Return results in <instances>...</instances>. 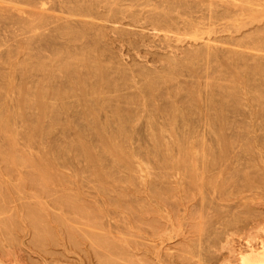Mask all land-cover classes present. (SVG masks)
I'll use <instances>...</instances> for the list:
<instances>
[{"label":"bare ground","instance_id":"1","mask_svg":"<svg viewBox=\"0 0 264 264\" xmlns=\"http://www.w3.org/2000/svg\"><path fill=\"white\" fill-rule=\"evenodd\" d=\"M28 1V0H27ZM45 0H32V1H30L31 2V6H32V10H31V18L30 19H28V20H26L25 19V17L23 18V19H16L17 21L19 20L20 22H24V23H22V24H24L25 25V23L27 24V27H28V29L24 26H22L21 25V23L20 22H18L20 25H21V27H23L24 29H25V31H28V32H35L36 30V28L38 29V28H42V30H43V28L45 29V28H47V29H49V31L48 30H46L47 31V33H44L43 35L41 34V33H43V32H41L40 30L41 29H39V35H41V39H39L38 38V36H37V38H38V40L41 42L42 41V39H43V43H41L42 45V48L41 47H39L40 49H42L43 50V46H44V52L43 51H41L40 50V52H39V56H38V59L39 60H41L40 62L42 63H40L38 66H37V68L39 67V69L40 68H49V65L52 67V68H50V69H45L46 71H44V72H42L43 74H42V76L40 77V75H39V77H40V79H42V83L43 82H45V84L44 85H42L41 83H39V84H41V86H40V88H38V89H36L35 87H37L36 85H35V83H37V82H35L34 83V85H33V89H32V86L29 84H26V85H28V88H30V86H31V91H28V92H25V95H26V97H25V99H24V97H23V99H24V102L25 101H29V104H30V106L32 107H34L35 109V111L37 110L38 111V115H37V118H35V116H33L32 118H34L36 121H40V119L42 118V119H44V120H46V121H48V122H46V123H44V124H46V126L44 127V128H46L45 130H47V131H45V134L46 135H48L49 133H50V130H55V131H57L56 130V128H55V124L56 123H58L59 124V120H60V116H61V118H62V116H65L66 114L68 115V114H70V113H75V114H72V116L73 115H75V116H73L75 119H72L70 122H72V123H75L77 126H75V127H78L77 129H78V131L80 132V131H82V130H85L84 132H82L83 134H86L87 132H86V130H97L98 131V135H97V133H96V135H97V139H96V136H94V135H92V136H94L95 137V139L97 140V143H101L102 145V147H100V148H102L100 151H102V150H105L106 152H107V150L108 149H111V150H113V152L114 153H116V154H120V158H123V160H126V161H128L127 159H128V157H127V153L128 152H122V153H120L121 152V148H120V146L123 144V143H126L127 141L129 142V140L130 139H132L133 138V136H135V135H133V133L135 134V133H140V131H142V133H143V129L145 130V128L146 129H151L152 131H154L155 132V134H157L158 135V137L155 139L158 143H159V145L161 144V143H163V145H165L164 143L165 142H163L162 140L164 139V137H166V136H164V134H163V132H170V134H176V133H180L181 134V132L182 133H187V131H189V132H191L192 130H193V132H195L194 131V129L193 128H199V127H203L204 128V126L205 125H207V126H205L206 127V129H207V127H208V129L210 128L211 130H209L208 132L210 133V132H212V133H216L215 135V141H214V143H213V147H215L216 145V147H215V150H216V152L214 151H212V149H214V148H212V147H208L207 146V144H205V147L207 146L208 148H205L207 151H203V152H207V153H205V154H211V155H209L208 156V158L211 156V157H213V158H218V160L220 159L221 161L224 159V158H227L228 156H231L232 157V155H230V154H232V153H230L231 152V150H233L234 148H231V150L228 148V147H230V146H228L227 148H226V143L228 142V138H227V136L224 134V131L225 130H227L226 128H229V127H231V126H229V125H236V126H238V124H239V121L238 120H236L238 117V115H244L246 118H248V119H250V122L249 123H247V121H246V123L247 124H249V125H247V126H250V124L252 125L251 127H254V128H256L257 130L260 128V129H262L263 131H264V0H49V2H47V1H45ZM24 3L23 4H27L28 6L30 5L29 3H27L25 0L23 1ZM19 3H21V2H19ZM48 4V5H47ZM18 5V4H17ZM17 5H14V6H17ZM22 5V4H21ZM202 5H204L205 7L203 8L202 7ZM0 6H2V5H0ZM13 5H11V7H12ZM10 7V8H11ZM24 7H26V6H24ZM30 7V6H29ZM21 8V7H20ZM29 10V9H28ZM201 10V13L199 12ZM17 11H19V12H22L23 10L21 9H19V8H17ZM26 11V10H25ZM30 12V11H29ZM196 12L197 13H200L199 15H197L196 14ZM25 13V12H24ZM194 13L196 14V15H194ZM10 15L12 14V13H9ZM14 15H15V13H13ZM28 14V13H27ZM30 14V13H29ZM8 14H0V23L2 24V26L4 25V29H5V32L7 33V36H8V32L10 33V31H8V27L6 26L7 25V21L8 22H10L11 21V19H9L8 17ZM8 18V20L6 21V19ZM14 18V17H13ZM13 18H12V20H13ZM16 18V17H15ZM19 18H20V16H19ZM27 18V17H26ZM17 21H15V22H17ZM238 22V24H236V23H233V22ZM14 22V21H13ZM255 22H261V26L262 27H259V26H257V25H255ZM12 23V22H11ZM10 23V24H11ZM17 23V24H18ZM230 23V24H229ZM6 24V25H5ZM9 24V23H8ZM234 24H236V25H234ZM250 24H251V26L253 25V27H251V28H249L246 32H244V34H242L241 33V36H237V37H234L233 35L235 34V31L236 30H238V32H236V33H240L239 31H241V29L242 28H244V27H248V26H250ZM12 25V24H11ZM232 25V26H231ZM233 25H234V27H233ZM1 26V27H2ZM15 27L17 26V25H14ZM257 26V27H256ZM233 27V28H232ZM17 28H19L20 29V26L18 25V27ZM1 30H2V28H0ZM10 29H12V28H10ZM14 29V28H13ZM16 29V28H15ZM18 29V30H19ZM23 29V30H24ZM247 29V28H246ZM22 30V29H21ZM21 30H19L20 31V34L21 33H23V32H21ZM33 30H35V31H33ZM235 30V31H234ZM14 31V30H13ZM228 31H229V33H228ZM233 31H234V34H233ZM2 32V31H1ZM0 32V33H1ZM220 32H222V33H224V34H222V35H217V33H220ZM228 33V34H225V33ZM11 33H13L14 34V37L15 36H17L18 37V35L19 34H16L17 32H11ZM32 33V34H33ZM37 33V32H36ZM16 34V35H15ZM31 33H29L28 35L26 34L25 36H28V37H30L29 35H30ZM31 34V35H32ZM38 34V33H37ZM213 34H216L215 36L213 35ZM221 34V33H220ZM1 35H3V33H1ZM9 35H11V34H9ZM33 36H35V34H33ZM43 36V37H42ZM3 37H4V35H3ZM10 37V36H9ZM17 37L14 39V40H16L17 39ZM20 37V36H19ZM40 37V36H39ZM0 38H2V37H0ZM6 38V37H5ZM12 38V37H11ZM22 38H24V37H22ZM35 37H31L29 40H28V42H26V41H24V42H26L27 44L28 43H30V41L34 44V42H35V40H33ZM25 39V38H24ZM26 39H28L27 37H26ZM5 40H7V39H5ZM38 40L36 41V42H38ZM3 41H4V39H3ZM2 40H1V42H0V44H2V42H3ZM10 42V41H9ZM8 42V43H9ZM14 42H16V41H14ZM7 43V44H8ZM183 43V44H182ZM13 44V43H12ZM15 44V43H14ZM38 44H40V43H37L36 45H37V48H38V46H40V45H38ZM4 42H3V44L1 45L3 48H4ZM30 45H32V44H30ZM5 46H7L8 47V45H6V41H5ZM9 46H11V45H9ZM15 46V45H14ZM17 44H16V47L15 48H17ZM35 46V45H34ZM33 46V47H34ZM231 46H236V47H231ZM12 47H13V45H12ZM28 47H29V45H28ZM27 47V49H26V51L29 53L30 52V50H29V48ZM32 47V48H33ZM3 48H1L2 49V51L3 50H7V49H3ZM6 48V47H5ZM14 48V47H13ZM36 48V47H35ZM24 48H23V46H22V50H23ZM31 49V48H30ZM11 50H12V54H13V56L15 55L14 53H13V49L11 48ZM16 50V49H15ZM18 50V49H17ZM32 50V49H31ZM36 50H38V49H36ZM8 51V50H7ZM34 51V50H33ZM32 51V52H33ZM39 51V50H38ZM38 51H34V52H38ZM4 52V51H3ZM9 52H11V51H9ZM18 52V51H17ZM22 52V51H21ZM23 52H24V50H23ZM27 52H25V54H27ZM32 52H30V54L32 53ZM48 52V53H47ZM7 52H5V54H6ZM15 53H16V51H15ZM43 53H45V54H43ZM5 54H3V56L0 54V56L1 57H3V59L0 57V59H2V60H4L5 59ZM7 55V54H6ZM124 55H127V57L126 58H124L125 56ZM8 56V55H7ZM12 55H11V59H14V58H12L13 57ZM17 56V55H16ZM124 56V57H123ZM27 57V56H26ZM26 57H24V59L26 58ZM30 57V56H29ZM32 58H33V56H31ZM34 57H37V56H34ZM131 58V60L129 61V60H126V59H130ZM8 58V57H7ZM5 59L6 60V62H7V60L8 59ZM28 58V57H27ZM123 58L126 60V61H124L123 60ZM139 58V59H138ZM10 59V60H11ZM20 60H22L21 58H19ZM18 59V60H19ZM23 59V60H24ZM4 60V61H5ZM9 60V61H10ZM17 60V61H18ZM55 60H57L56 62H59L58 64H56L55 63ZM252 60V61H251ZM8 61V62H9ZM16 61V64L18 63V65H20L19 64V62H17ZM34 61H36V58L33 60V62L32 61H28V62H31V63H29V64H32L33 65V63H34ZM1 62V61H0ZM22 62V61H21ZM24 62V61H23ZM23 62H22V64H23ZM27 62V61H26ZM25 62V63H26ZM37 62V61H36ZM39 62V61H38ZM37 62V63H38ZM56 64V65H54V63ZM251 62V63H250ZM53 63V64H52ZM92 63V65H90ZM94 63V64H93ZM2 64H4V63H2ZM52 64V65H51ZM116 64V65H115ZM26 65H27V63H26ZM25 65V66H26ZM32 65H30L31 67L30 68H32ZM36 64L34 63V65L33 66H35ZM12 66V65H11ZM23 66V65H22ZM4 67H5V65H4ZM6 67H7V65H6ZM18 67V66H17ZM28 67V66H27ZM1 68H3L2 66L0 67V70H1ZM14 68V67H13ZM12 68V69H13ZM16 68V67H15ZM20 68V67H19ZM22 68V67H21ZM26 68V67H25ZM28 69H29V67H28ZM28 69H27V73L29 74V72H28ZM33 69H35V67L33 68ZM20 71V69H17L16 71L17 72H19ZM23 70V68L21 69V71ZM30 70H32V69H30ZM40 70H43V69H40ZM38 71V70H37ZM36 71V72H37ZM59 71V73H57ZM215 71H219V74H222V77H223V79H225L226 78V80H228V84H226V85H224V86H222V89L223 90H218V91H214V90H216V89H214V88H216L215 86H214V88H213V91H212V84H211V82H205V84H203L202 86V89L200 88V86H198V84L196 85V84H194L193 85V83H195L196 81H197V79H195V78H197V77H199V76H211V74L212 73H214ZM2 71H0V147H2V146H4V149H5V151L3 152L2 151V149L0 150V152H1V154H2V156H1V154H0V158H4V160H5V163H10V160H11V158H10V123L12 122V121H14L15 120V117H14V115H13V117H14V120H10V118H12V117H10V98H9V93L10 92H12L13 91V89L16 87H12L13 89H10V76H9V74L7 73V71H6V73H1ZM13 72V71H12ZM17 72H15L14 71V73L15 74H17ZM33 72V71H32ZM32 72L30 73L32 76H33V74H34V76H36L35 75V71H34V73L32 74ZM222 72V73H221ZM37 73V74H38ZM19 75V74H18ZM17 75V76H18ZM22 75V73L20 74V76ZM27 75V74H26ZM26 75H25V77H26ZM215 78L217 79L218 77V75L216 76V72H215ZM22 77H24V76H22ZM27 77H29V79L27 78L26 80H24V82L25 81H27V80H29V81H31V79H33V78H31L30 79V75L29 76H27ZM212 77H213V75H212ZM211 77V79H213ZM21 78V77H20ZM35 78V77H34ZM188 78H193V79H195V82H189L188 84H190V86L187 88L186 87V85L183 87V84L184 83H187V81H188ZM203 78V77H202ZM22 79V78H21ZM25 79V78H24ZM37 79H39V78H36V80ZM205 79V78H204ZM209 79V78H208ZM23 80V79H22ZM34 80V79H33ZM206 80H207V78H206ZM205 80V81H206ZM210 80V79H209ZM190 81H191V79H190ZM212 81V80H211ZM219 81V80H218ZM218 81H216L217 83H218ZM213 82H215L214 80H213ZM224 82V81H223ZM222 82V80H220V82L219 83H223ZM14 83H15V81H14ZM16 83H17V80H16ZM21 83V82H20ZM33 83V82H32ZM225 83V82H224ZM19 84V83H18ZM17 85V84H16ZM20 85V84H19ZM19 85H17L18 87H19ZM38 85V84H37ZM17 88V87H16ZM191 88H195V89H193V90H191ZM19 89H20V87H19ZM19 89L17 88L16 90H18L19 91ZM27 89V88H26ZM204 89V91L206 92L205 93V96L202 94V90ZM3 90V91H2ZM211 90V91H210ZM10 91V92H9ZM26 91V90H25ZM203 91V92H204ZM17 92V91H16ZM16 92H14V93H16ZM13 93V92H12ZM11 93V94H12ZM21 93V92H20ZM112 93L114 94L112 97H110V95H112ZM19 94V93H18ZM17 94V95H18ZM108 94V95H107ZM218 96V97H217ZM17 97V96H16ZM50 99V100H49ZM72 101H71V100ZM49 100V101H48ZM245 100V101H244ZM244 101V102H243ZM23 102V103H24ZM202 102V103H201ZM17 103V102H16ZM114 103V104H113ZM26 104V103H25ZM24 104V105H25ZM77 105H79V107H80V105H82L83 107H82V109H78V107H77ZM245 105V106H244ZM29 106V107H30ZM247 106V107H246ZM19 107V106H18ZM31 107L29 108V109H31ZM77 108V110H76V108ZM25 108V107H24ZM27 108L28 107H26L24 110H27ZM207 108V109H206ZM35 111L33 112L32 111V115H34L35 114ZM36 111V112H37ZM11 112H17L18 113V111H11ZM20 112V111H19ZM26 112V111H25ZM21 113V112H20ZM19 113V114H20ZM34 113V114H33ZM228 113H230V115L229 116H227L226 117V115H228ZM234 113V116L232 115ZM12 114H16V113H12ZM25 114H27V113H25ZM62 114H64V115H62ZM17 115V114H16ZM19 115H17V117H18ZM58 118H57V117ZM71 116V115H70ZM69 115H68V119H69V117H70ZM204 116V117H203ZM142 117H143V119L145 120V121H142L143 119H142ZM208 117V118H207ZM237 117V118H236ZM25 118L26 119H28L27 118V116L25 115ZM77 118V119H76ZM79 118H82L83 120H85L83 123L82 122H80V123H82V124H80L79 122H77L78 121V119ZM102 118H103V120H102ZM229 119V121H228V119ZM231 118H236V119H232L231 120ZM243 118L244 117H242V120H243ZM34 119H32L33 121H34ZM59 119V120H58ZM63 120H64V122H66L65 121V119H64V117L62 118ZM140 119H142L141 121H140ZM227 119V120H226ZM21 120V119H20ZM31 120V121H32ZM58 120V121H57ZM70 120V119H69ZM79 120H81V119H79ZM239 120H241V119H239ZM11 121V122H10ZM35 121V122H36ZM56 121V122H55ZM82 121V120H81ZM238 121V123H236ZM16 122V121H15ZM24 122H25V120H24ZM35 122L34 123H32V127L34 126H36L35 125ZM42 122V121H41ZM55 124H54V123ZM63 122V123H64ZM241 122L242 123H244V121H240V124H239V127H240V125H241ZM27 123V122H26ZM62 123V124H63ZM34 124V125H33ZM36 124H37V122H36ZM12 126H13V123L11 124ZM42 125V124H41ZM80 125V126H79ZM243 125V124H242ZM11 126V127H12ZM28 126V125H27ZM60 126H62L61 125V123H60ZM236 126H234L235 128H236ZM245 126V125H244ZM246 126V127H247ZM29 127V126H28ZM67 127V126H66ZM66 127H64V128H66ZM233 127V128H234ZM43 128V127H42ZM43 128V129H44ZM55 128V129H54ZM57 128L59 129V128H61V133H59V134H62V128L63 127H58L57 126ZM63 128V130H65ZM68 128V127H67ZM232 128V127H231ZM232 128V129H233ZM245 128V127H244ZM249 128V127H248ZM42 129V130H43ZM179 129H183V131H181V130H179ZM200 129H202V128H200ZM206 129H204L205 130V132H206ZM207 129V130H208ZM13 130V129H12ZM28 130V129H27ZM195 130H197V129H195ZM203 130V129H202ZM202 130H200V131H202ZM204 130H203V133L204 134H206L205 132H204ZM235 130V129H234ZM240 130V129H239ZM250 130V129H249ZM249 130H245V132L247 133V131H248V134L250 133V131ZM256 130V131H257ZM16 131H18V129L17 130H15V132ZM21 131H23V133L24 134H26L25 132H24V130H21ZM55 131L54 132H51V133H55ZM66 131V130H65ZM64 131V132H65ZM67 131H69V130H67ZM96 131V132H97ZM149 132H150V130H148ZM181 131V132H180ZM220 131V133H218ZM222 131V132H221ZM229 131V130H228ZM254 131V130H253ZM261 131V130H260ZM263 131H261V133L263 134L264 132ZM47 132V133H46ZM58 132V131H57ZM107 132H109L108 134H110L109 136L107 135ZM154 132H153V134H154ZM161 132H162V134H161ZM232 132V131H231ZM244 132V131H243ZM258 132V131H257ZM18 133L20 134L21 132H19L18 131ZM23 133L21 134L22 135V137H23ZM43 133V134H42ZM82 133H80L81 135V138H83L82 137ZM91 134H95V132L93 131V132H90ZM152 133V132H151ZM212 133H210V134H212ZM227 134L228 133H230V132H226ZM235 133V132H234ZM241 133H242V131H241ZM252 133V132H251ZM260 133V132H259ZM13 134V133H12ZM19 134L17 135V137H19L20 138V136H19ZM41 134L44 136V131L43 132H41ZM64 134V133H63ZM66 134V133H65ZM67 134H68V132H67ZM71 134V133H70ZM91 134H89V136H87V138H89V139H87L88 141L87 142H92V141H90V139L91 140H93V138H91ZM141 134V133H140ZM139 134V135H140ZM144 134V133H143ZM145 134H147V133H145ZM145 134H144V137H145ZM169 134V135H170ZM191 133H189V135H190ZM239 134V133H238ZM244 134V138L245 137H247L246 135H245V133H243ZM247 134V135H248ZM35 135V134H34ZM37 135L39 136V134L37 133ZM72 135V134H71ZM150 135L151 134H149V137H150ZM165 135H166V133H165ZM177 135V134H176ZM184 135V134H183ZM198 135V134H197ZM209 135V134H208ZM256 135V134H255ZM254 135V136H255ZM27 136H28V133L25 135V137L27 138ZM42 136V137H43ZM61 136V135H60ZM68 136H70L69 134H68ZM73 136V135H72ZM85 137L84 138H86V135H84ZM136 136H137V134H136ZM156 136V135H155ZM179 136V138H182V137H180V135H178ZM196 136V135H195ZM199 136H203V135H199ZM205 136V135H204ZM230 136V135H229ZM231 136H233V135H231ZM259 136H261V135H259ZM36 137V136H35ZM52 137V136H51ZM50 137V138H51ZM62 137H64V135L62 136ZM66 137V136H65ZM138 137V136H137ZM142 137H143V135H142ZM147 137H148V135H147ZM167 137H168V135H167ZM248 137H249V135H248ZM256 137V136H255ZM18 138V139H19ZM46 138V137H45ZM61 138V137H60ZM74 140H75V138L74 137H72ZM81 138H78V141L77 140H75V143L76 142H78V144H80V142H81ZM153 138H155V137H153L152 136V138L151 139H153ZM169 138H171V137H169ZM179 138H177V139H179ZM184 138V137H183ZM198 138H200V137H197L196 139L197 140H199ZM206 138V137H205ZM211 139H213L214 138V136L213 137H210ZM235 138V137H234ZM240 139H242L241 137H239ZM243 138V139H244ZM250 138V137H249ZM248 138V139H249ZM252 138V137H251ZM257 138V137H256ZM261 138H263V135H262V137ZM18 139L16 138V141H18ZM24 139V138H23ZM28 139V138H27ZM26 139V140H27ZM36 139V138H35ZM43 139H44V137H43ZM94 139V140H95ZM141 139H143V138H140V137H138V140H140L141 141ZM150 139V138H149ZM151 139L150 140H147V141H151ZM195 139V138H194ZM194 139H191V138H189L188 139V143L190 144V148H192L193 149V145H194V143H196V141L194 140ZM210 139V140H211ZM231 139H232V137H231ZM239 139V140H240ZM259 139V138H258ZM257 139V140H258ZM25 140V141H26ZM46 140V139H45ZM49 140V139H48ZM86 140V139H85ZM95 140V141H96ZM146 140V139H145ZM154 140V144H155V146H157V148H158V143H155L156 141ZM166 139H164V141H165ZM168 140V139H167ZM172 141H173V144H174V141L175 140H173V139H171ZM179 140H181V139H179ZM201 141H203V139L201 138L200 139ZM208 140V139H207ZM227 140V141H226ZM235 140V139H234ZM247 140V139H246ZM30 141V140H29ZM29 141H27V142H29ZM50 141V143H51V141H53V140H49ZM68 141V140H67ZM70 141V140H69ZM73 141V140H72ZM133 141V143L135 142L134 140H132ZM136 141H137V138H136ZM144 141V140H143ZM153 141V140H152ZM184 141V140H183ZM183 141H182V144H183ZM209 141V140H208ZM245 141V139L242 141L243 143H245L244 142ZM248 141V140H247ZM246 141V142H247ZM251 141V140H250ZM261 141V140H260ZM264 141V140H263ZM37 142V141H36ZM41 142H43L44 143V141H41ZM47 142V141H46ZM53 142H56L55 140L53 141ZM52 142V143H53ZM58 142V141H57ZM74 142V141H73ZM73 142H71V143H73ZM130 142H131V140H130ZM168 141H166V143H167ZM181 142V141H180ZM179 142V143H180ZM198 142V141H197ZM206 143V141H205V139H204V141H203V143ZM213 142V141H212ZM212 142L210 143V144H212ZM235 142H236V140H235ZM234 142V143H235ZM262 142V141H261ZM260 142V143H261ZM18 143H20V142H18ZM70 142L68 143V145H70L71 144ZM96 143V142H95ZM95 143L93 144V142H92V145H95ZM122 143V144H121ZM147 143V142H146ZM149 143H151V142H149ZM200 143V142H199ZM202 143V142H201ZM201 143H200V146L199 147H202V146H204V145H202L201 146ZM208 143V142H207ZM233 143V144H234ZM239 143H241V142H239ZM242 143V144H243ZM249 143V142H248ZM264 143V142H263ZM24 144H26V143H23V147H25L26 148V145L24 146ZM28 144V143H27ZM55 144L56 143H53V146H54V150H57V149H59L60 150V148H57L56 149V147H57V145L59 144H56V146H55ZM61 144V143H60ZM66 144V143H65ZM78 144H75V147H76V145H78ZM83 144H88V143H86L85 141H84V143ZM91 144V143H90ZM136 143H134V145H135ZM142 144V143H141ZM140 144V145H141ZM144 144H145V142H144ZM144 144H142V146H140L142 149H143V145ZM169 144L171 145V142H169ZM189 144H187V145H189ZM193 144V145H192ZM214 144H215V146H214ZM237 144V143H236ZM246 144V143H245ZM61 145H63V144H61ZM61 145H59V146H61ZM74 145V144H73ZM81 145V144H80ZM80 145L77 147V149H80L81 147H80ZM125 145V144H124ZM123 145V146H124ZM126 145H127V147H129L128 145H130V144H127L126 143ZM126 145L124 146V147H126ZM137 145V144H136ZM135 145V146H136ZM139 145V144H138ZM150 145V144H149ZM163 145H161V147L163 146ZM181 145V144H180ZM179 145V146H180ZM187 145H185V149H187ZM209 145V144H208ZM248 144H246V146H247ZM19 146V145H18ZM51 147H53L52 145H50ZM71 146H72V144H71ZM98 146H100V145H98ZM133 146V145H132ZM147 146V145H146ZM146 146H145V148H146ZM169 146V145H168ZM167 146V147H168ZM196 146H197V144H196ZM210 146V145H209ZM242 146V145H241ZM245 146V145H244ZM249 146V145H248ZM20 147H21V150L22 149H24V148H22V145L20 144ZM51 147L49 148V149H51ZM69 147V146H68ZM80 147V148H79ZM95 147H97V146H95ZM94 147V148H95ZM127 147H126V149H127ZM134 147V146H133ZM132 147V148H133ZM136 147H138V146H136ZM148 148H149V146H147ZM152 147V146H151ZM150 147V150H152V148ZM154 147V146H153ZM161 147H159V150L161 151V149L163 148H161ZM181 147V146H180ZM232 147V146H231ZM233 147H234V145H233ZM250 147V146H249ZM248 147V148H249ZM34 148V147H33ZM92 148H93V146H92ZM92 148H88L87 146L85 147V150H83L82 148H81V150H83V151H85L84 153L82 152V154L84 155L85 154V156H86V158H87V160H89V161H91V163L92 162H94V161H96L97 159L99 160V157L98 158H96V153L98 152V150H96V148H95V151H97L96 153H95V155H94V153L92 152ZM139 148V147H138ZM141 148H140V150H141ZM144 148V149H145ZM148 148H146V149H148ZM156 148V149H157ZM166 148V147H165ZM169 148L171 149V148H173V147H171V146H169ZM169 148H167V149H169ZM223 148V149H222ZM235 148H237V146L235 147ZM243 148H246V147H243ZM242 148V149H243ZM28 149V148H27ZM27 149L25 150V152L27 151ZM73 149H75V148H73ZM107 149V150H106ZM131 149V148H130ZM130 149H127L129 152H130ZM134 149V148H133ZM153 149H155V147L153 148ZM164 149V148H163ZM162 149V150H163ZM166 149V150H167ZM169 149V150H170ZM196 149H198L197 147H196ZM202 149H204L203 147H202ZM238 149V148H237ZM251 149H252V147H251ZM32 148H31V152H32ZM51 150H53V149H51ZM63 150V149H62ZM65 151L67 150V148L66 149H64ZM139 150V149H138ZM138 150H137V153L138 154H142V152H140V150H139V152H138ZM158 150V151H159ZM219 150V151H218ZM246 149H244V151H245ZM248 150V149H247ZM246 150V151H247ZM254 150V149H253ZM256 150V149H255ZM16 151V150H15ZM17 151H18V147H17ZM23 151V150H22ZM44 151H45V149L43 150V153H44ZM68 151V150H67ZM66 151V152H67ZM71 151H73V150H71ZM94 151V150H93ZM100 151L98 152L99 153V155H101V156H103L104 157V155H105V152H104V155L103 154H100ZM134 151H135V156H138L139 157V155L136 153V149H134ZM147 151V153L149 152L148 150H146ZM156 151V150H155ZM155 151H154V153H155ZM164 151H165V149H164ZM164 151H163V153L162 154H164ZM174 151H175V149H174ZM182 153H181V156L179 157V158H177V161L179 160V161H182V162H184V163H186L185 162V160H186V155L188 154L187 153V151L185 150V152H184V146L181 148V150H180ZM219 153H218V152ZM237 151V150H236ZM239 151V150H238ZM245 151V153H249V152H246ZM249 151H250V148H249ZM259 151V150H258ZM262 151V150H261ZM260 151V152H261ZM21 152V151H20ZM28 153H26V154H30L29 153V149H28V151H27ZM39 152H40V150H39ZM50 152V151H49ZM54 152V151H53ZM52 152V154H54ZM59 152V151H58ZM63 152V151H62ZM65 152V153H66ZM75 152H78V150H76V151H74V153ZM81 152H78L77 154H80ZM112 152V151H111ZM144 153H145V151H143ZM151 152V151H150ZM152 152H153V150H152ZM151 152V153H152ZM169 151L167 150V153H168ZM176 152H177V150H176ZM201 152V151H200ZM202 152V153H203ZM232 152H234V151H232ZM240 152H242L243 153V151L241 150ZM251 152V151H250ZM255 152V151H254ZM3 153H5L4 155H3ZM60 153H61V151H60ZM59 153V154H60ZM101 153H103V152H101ZM143 153V154H144ZM147 153H145V154H147ZM157 153V152H156ZM155 153V154H156ZM167 153H165L164 155H168ZM170 154H171V150H170V152H169ZM199 152H197L196 154H198ZM202 153H200L199 155L200 156H198V157H201L202 155ZM235 153V152H234ZM251 153H253V152H251ZM15 154H17L16 156L14 155V157L15 158H12V161H13V163L14 164H16L17 162H19V161H22V159H23V157H22V159L21 160H19V161H17V159H19L21 156L19 155L18 156V154L19 153H15ZM22 154V153H21ZM25 154V153H24ZM26 154H25V156H26ZM76 154V155H77ZM107 154V153H106ZM109 154V153H108ZM133 154V153H132ZM159 154V153H158ZM162 154H159V155H162ZM191 155L193 154L192 152L190 153ZM194 154H195V151H194ZM195 154V155H196ZM204 154V153H203ZM237 154H239V153H236V156H238L239 157V155L241 154H239V155H237ZM244 154V153H243ZM257 154V152H255V155ZM260 154V153H259ZM261 154H263L262 152H261ZM31 155V154H30ZM29 155V156H30ZM42 155V157H43V154H41ZM45 155V154H44ZM51 155V154H50ZM63 155V154H62ZM74 155V157H75V154H73ZM115 155V154H114ZM149 155H151V154H149ZM154 155V154H153ZM157 155V154H156ZM235 154H233V156H234ZM244 155H247V154H244ZM243 155V156H244ZM253 155H254V153H253ZM4 156V157H3ZM35 156H37V155H35ZM55 156V155H54ZM54 156H52V157H54ZM58 155H56L55 156V159L54 160H52L53 162L54 161H57L58 160V158H57V160H56V157H57ZM68 156V155H67ZM78 156V155H77ZM81 157H83L82 155H80ZM84 156V157H85ZM100 156V157H101ZM106 156V155H105ZM112 156V155H111ZM117 156V155H116ZM128 156H130L129 154H128ZM134 156V157H135ZM145 156V155H144ZM143 155H142V157H144ZM147 156V155H146ZM145 156V157H146ZM174 156H176V154L174 155ZM204 156V155H203ZM202 156V157H203ZM207 156V155H206ZM235 156V157H236ZM241 156V155H240ZM260 156V155H259ZM17 157V158H16ZM31 157V156H30ZM33 157V158H32ZM31 158L34 160V159H36V161H37V157H35L34 158V156H32ZM45 157H48V155L46 154V156H44V158ZM69 157V156H68ZM68 157H66V158H68ZM74 157H73V159H74ZM83 157V158H84ZM107 157H108V155H107ZM106 157V159H107V161L108 160H112V159H108ZM109 157H110V155H109ZM113 157V156H112ZM131 157H133V156H131ZM148 157V156H147ZM152 158H155V155H154V157L153 156H151ZM151 157H148V159L149 158H151ZM162 157V156H161ZM163 157H165V156H163ZM168 157H169V155L168 156H166V158L168 159ZM171 157V156H170ZM173 157V156H172ZM177 157V156H176ZM193 157V156H192ZM238 157H236V158H238ZM247 157V156H246ZM245 156H244V159H243V157L241 158V157H239V160L240 159H243V160H245V158H246ZM253 157H255V156H253ZM262 157V156H261ZM25 159H28L29 157H24ZM44 158H43V160H42V162L43 161H45L44 160ZM60 158H62L61 156H60ZM64 158H65V156H64ZM65 158V159H66ZM71 158V157H70ZM76 158H78V157H76ZM80 158V157H79ZM130 158V157H129ZM136 158V157H135ZM140 158V157H139ZM158 158V157H157ZM189 158H190V155H189ZM195 158V157H194ZM193 158V159H194ZM204 158H205V156H204ZM207 158V157H206ZM212 158V159H213ZM232 158H234V157H232ZM252 157H250V159H251ZM258 158V157H257ZM264 158V157H263ZM31 159V160H32ZM39 159H41L40 157H39ZM50 159V158H49ZM52 159V158H51ZM85 159V158H84ZM84 159H83V161H84ZM102 159H103V162L105 163L104 165H106L107 163V161L106 160H104V158H102L101 157V159L98 161V163H100V161H102ZM142 159V158H141ZM140 159V160H141ZM192 159V160H193ZM203 159V158H202ZM211 159V160H212ZM261 159V158H260ZM16 160V161H15ZM28 160H30V158L28 159ZM81 160H82V158H81ZM86 160V159H85ZM114 160H116L115 158H114ZM155 160V159H154ZM158 160V159H157ZM156 160V162H158V161H160V159L157 161ZM164 160V159H163ZM162 159H161V161H163ZM174 160V159H173ZM196 160V159H195ZM213 160H216V159H213ZM218 160H216V162H219L220 163V160L218 161ZM227 160V159H226ZM229 160H232L233 161V159H230V157H229ZM243 160H240L241 161V163H243L242 161ZM246 160H247V158H246ZM245 160V161H246ZM259 160V159H258ZM264 161V159H261L260 161H256L255 163H257V162H261V161ZM36 161H33L34 162V164H35V162ZM49 161V160H48ZM72 161V160H71ZM77 161V159H75V162ZM113 161V160H112ZM135 161V160H134ZM142 161V160H141ZM150 161H152V159L150 160ZM160 161V162H161ZM165 161V160H164ZM164 161H163V163H164ZM170 161V158H169V160H168V163H170L169 162ZM198 161V160H197ZM199 161H201L200 160V158H199ZM203 161H205V160H203ZM207 161H208V163L206 164V166L207 165H209L210 164V166L211 165H213L214 163H212L213 161H210V160H208L207 159ZM209 161L211 162V163H209ZM228 161V160H227ZM237 161V160H236ZM247 161H249V159L247 160ZM22 162H24V164H26V161H22ZM33 162L31 163V162H27L28 163V167H30L32 164H33ZM41 162V163H42ZM46 162V161H45ZM44 162V163H45ZM59 162H60V160H59ZM58 162V163H59ZM63 162H65L66 163V160H64ZM62 162V163H63ZM67 162H69V160L67 159ZM74 162V161H73ZM80 162H82V161H80ZM115 162H117V160L115 161ZM113 163L114 165L116 164V163ZM202 162V161H201ZM201 162H199L200 164H201ZM206 162V161H205ZM215 162V161H214ZM234 162H235V160H234ZM254 162V161H253ZM0 163H1V160H0ZM29 163L31 164L30 166H29ZM40 163V162H39ZM40 163V164H41ZM44 163H42V164H44ZM55 163V162H54ZM62 163L60 164L61 166H63L62 165ZM69 163H71V162H69ZM68 163V164H69ZM86 163H88L87 161H86ZM108 163H110V164H112V162H108ZM118 163V162H117ZM120 163V162H119ZM140 163V162H139ZM142 163H145V161H143ZM148 163V162H147ZM146 163V164H147ZM153 163H155L154 161H153ZM163 163H161V165H163ZM187 163H188V161H187ZM197 163V162H196ZM204 163V162H203ZM219 163H217V164H219ZM222 163H223V161H222ZM226 163V162H225ZM230 164L232 163L231 161L229 162ZM238 163V165H240L239 164V161L238 162H236V164ZM251 163H252V161H251ZM251 163L250 164H247V166L248 165H250L251 166ZM255 163H252V165H254L255 166ZM20 164H21V162H20ZM19 163H18V165H20ZM24 164H21V166H22V169H23V167L25 168V166L27 167V165H24ZM34 164H33V166H34ZM56 164V163H55ZM68 164H64V165H67L68 166ZM81 164V163H80ZM82 164H84V163H82ZM103 164V163H102ZM109 164V165H110ZM134 164H135V162H134ZM150 164H151V162H150ZM166 164V162L164 163V165ZM178 164V163H177ZM189 164V163H188ZM236 164H235V166H233L234 165V163H233V165H231L232 167H235V168H232V169H237L239 166H237V168H236ZM244 164V163H243ZM258 164H261V163H258ZM257 164V165H258ZM264 164V163H263ZM10 165V164H9ZM24 165V166H23ZM37 165V166H36ZM35 165V167L36 168H39L40 169V166L38 167V164H36ZM46 165V164H45ZM51 165H52V163H51ZM71 165V166H70ZM69 166L72 168V166L74 165H72V164H70ZM75 165L77 166V164L75 163ZM86 165V164H85ZM90 165V164H89ZM89 165L87 166V168L89 167ZM93 165V164H92ZM101 165V164H100ZM107 166V168L109 169V171H110V166ZM119 165V164H118ZM118 165H116V167L118 166ZM121 165V166H120ZM119 166L120 167H125V166H123L122 164H120ZM128 165V164H127ZM133 165V164H132ZM151 165H153V164H151ZM151 165H144L146 168H147V170L149 169V167L151 166ZM155 165H157L158 166V163H156ZM160 165V166H161ZM168 165V164H167ZM166 165V167H169L170 169H171V166L169 165V166H167ZM174 165V164H173ZM192 165V164H191ZM201 165H203V164H201ZM214 165H216V164H214ZM227 165H228V163H227ZM49 166V165H48ZM52 166H54V164L52 165ZM61 166H59V167H61ZM81 166V165H80ZM139 166V165H138ZM180 166V165H179ZM200 165H198V167H199ZM204 166H205V163H204ZM210 166H208L207 167V169H209V168H211ZM218 166V165H217ZM217 166H212V167H217ZM223 166H225V165H223ZM230 166V165H229ZM242 166V165H241ZM245 166V165H244ZM249 166V167H250ZM254 166H252V167H254ZM259 166V165H258ZM64 167V166H63ZM69 167V168H70ZM105 167V166H104ZM119 167V168H120ZM134 167V166H133ZM132 167V168H133ZM143 167V166H142ZM144 167V168H145ZM155 167V166H154ZM165 167V166H164ZM164 167L163 168H161L162 170L161 171H159V173H161V172H163L164 170ZM189 167H190V165H189ZM219 167H221L220 165H219ZM3 168H5V167H3ZM19 169L21 168L20 166L18 167ZM32 168V167H31ZM42 168V167H41ZM55 168V167H54ZM58 168V167H57ZM64 168H66L67 169V167H64ZM64 168L63 169H61V170H63L64 171ZM78 168H80V167H78ZM83 168V170L85 169L84 167H83V165H82V167H81V169ZM86 168V169H87ZM95 168V167H94ZM118 168V169H119ZM152 168V167H151ZM156 168V167H155ZM160 167H158V169H159ZM169 168H167L168 170H169ZM226 168V167H225ZM244 169V168H246V167H241V169ZM258 169H259V167H257ZM33 169H34V167H33ZM56 169V168H55ZM65 169V171H67ZM81 169L79 170V171H81ZM90 169V168H89ZM120 169H122V168H120ZM125 169V168H124ZM121 170V172L123 173V172H125L126 173V169L125 170ZM206 169V168H205ZM204 169V170H205ZM212 169V168H211ZM210 169V170H211ZM220 169H222V168H220ZM232 169H231V172H233L232 171ZM250 168H248V169H245V171H243V173L244 172H247L248 170H249ZM252 169H255V167L254 168H252ZM256 169L255 171L254 170H252L253 172H255L256 173V171H259V172H257V173H259V175H260V177H261V179H260V181H261V183L262 182H264V170L263 171H261L262 173H263V175L262 174H260L261 172H260V170L261 169ZM263 169H264V165H263ZM2 170V169H1ZM4 170V169H3ZM9 170H11V169H9ZM43 170H44V168L41 170V172L42 173H44L43 172ZM54 170V169H53ZM58 170H60L59 168H58ZM82 170V171H83ZM103 170V169H102ZM111 170H112V165H111ZM134 170V169H133ZM140 170V169H139ZM146 170V169H145ZM152 170H153V168H152ZM156 170L157 169H155V171H153V173H156ZM175 170V169H174ZM184 169H182V171H183ZM194 170V169H193ZM209 170V171H210ZM240 169H237V171H234V172H238ZM5 171H6V169H5ZM35 171H38V170H35ZM40 171V170H39ZM57 171V170H56ZM70 171H72V170H70ZM73 171L74 172H72V173H75V170L73 169ZM94 171H96V170H94ZM106 171V170H105ZM104 171V172H105ZM113 171V170H112ZM112 171H110L109 173H112V176L111 177H113L114 178V172H112ZM115 172L117 171V168H116V170H114ZM128 171V170H127ZM136 171V170H135ZM144 171V170H143ZM180 171V170H179ZM195 171V170H194ZM197 171H202V170H197ZM213 171H216V170H214L213 169ZM222 171H224L223 169H222ZM221 171V172H222ZM252 171H249V173H247L246 175H245V179H246V184L245 185H247V186H250L251 185V182H253L254 180H252V181H250L249 180V178L248 177H250L251 175H252ZM4 171H2V173H3ZM8 172V171H7ZM10 172V171H9ZM46 172L47 173H52L51 171H47L46 170ZM45 172V173H46ZM61 172V171H60ZM59 172V173H60ZM118 172V171H117ZM121 172H120V175H121ZM146 172V171H145ZM152 173V171H150V169H149V172H147V173ZM165 173L167 172V171H164ZM161 173V175H159L156 179H155V175L154 176H152V175H150V179L152 180V178H151V176L152 177H154L153 178V180L150 182L149 180H148V182H149V186L151 187L152 186V182H154V180H155V184H156V181H157V179H159V177L160 176H162V174L164 175L165 173ZM170 172V171H169ZM208 172V171H207ZM211 172V171H210ZM229 173L227 174V176L229 177L230 175L229 174H231L230 173V171H228ZM242 172V171H241ZM5 173V172H4ZM37 173V172H36ZM36 173L34 172V174H35V176L34 177H36V176H38L39 174H41L42 175V173H39L38 175H36ZM46 173V174H47ZM57 173H58V171H57ZM71 173V172H70ZM86 173V172H85ZM88 173V172H87ZM107 173H108V171H107ZM108 173V174H109ZM129 173V172H128ZM150 173V174H151ZM176 173V172H175ZM199 173V172H198ZM198 173H196V174H198ZM205 173H206V171H205ZM211 173H213V172H211ZM215 173V172H214ZM225 173V172H224ZM224 173H222V174H224ZM243 173H241L240 175H242ZM254 173V174H255ZM256 173V176H258V174ZM6 174V173H5ZM8 174V173H7ZM33 174V173H32ZM33 174V175H34ZM49 174H47V176H49ZM89 174V173H88ZM103 174V173H102ZM157 174H158V171H157ZM177 174H178V172H177ZM183 174V173H182ZM195 174V175H196ZM200 174H203V177L204 176H206V175H204V172L202 173H200ZM221 174V175H222ZM245 174V173H244ZM254 174H253V176H254ZM40 175V176H41ZM61 176H62V173L60 174ZM117 175H118V173H117ZM117 175H115L116 177H117ZM119 175V176H120ZM143 175H144V173H143ZM149 175V174H148ZM168 175V174H167ZM172 174H170V175H168V176H171ZM176 175V174H175ZM220 175V174H219ZM218 175V176H219ZM234 175H237V174H234ZM10 176V175H9ZM8 176V177H9ZM46 175L44 176L43 175V177H45L46 179H48L49 177H51L52 176V178H54L53 177V175L51 174V176H49V177H47ZM55 176V175H54ZM75 176V175H74ZM93 176V175H92ZM105 176V175H104ZM109 176V175H108ZM108 176H105V177H108ZM109 176V178H111ZM124 176V175H123ZM126 176V175H125ZM134 176H136L135 175V173H134ZM177 176V175H176ZM184 177V174L183 175H181V177ZM186 176V175H185ZM208 176V175H207ZM209 176H210V174H209ZM217 175H216V178H219ZM233 176V175H232ZM8 178L7 176H4V178ZM56 177V176H55ZM57 177H58V175H57ZM65 177H67V176H65ZM88 176H86V178H87ZM91 177V175L89 176V178ZM94 177L96 178V176L94 175ZM94 177H92V178H94ZM100 177V176H99ZM137 177V176H136ZM136 177H134V179L136 180ZM146 177H147V174H146ZM149 177V176H148ZM165 177V176H164ZM181 177H180V179H181ZM187 177V176H186ZM186 177H184V178H186ZM196 177H198L199 178V175L198 176H195V178ZM211 177V176H210ZM228 177H226V178H228ZM231 177V176H230ZM229 177V178H230ZM241 177V176H240ZM5 178V179H6ZM44 178V179H45ZM63 178H64V175H63ZM63 178H62V180H63ZM85 178V179H86ZM88 178V179H89ZM118 178V177H117ZM121 178H123V177H121ZM208 177H205V178H203V179H201V177H200V181L198 182V181H195V180H197V179H193V182L195 183V182H197V187L199 186L201 189H202V191H204L203 189L204 188H208V187H206V185L207 186H209V184H207V179ZM239 178V177H238ZM39 179V180H38ZM40 179L41 178H39V176H38V178L37 179H34V181L35 180H38L39 182H40ZM51 179V178H50ZM130 179V178H129ZM149 179V178H148ZM160 179H163V177L162 178H160ZM205 179V180H204ZM214 179V178H213ZM234 179V181H235V177L233 178ZM242 179V178H241ZM251 179V178H250ZM8 180V179H7ZM6 180V181H7ZM9 180H10V177H9ZM8 180V181H9ZM54 180V179H53ZM58 180V179H57ZM80 180V179H79ZM93 179H91L90 181H92ZM97 180V179H96ZM95 180V181H96ZM123 180V184H126V182L124 183V180H126L127 181V179H126V177H125V179H122ZM183 179H181V180H179L178 181V184L179 183H181L180 181H182ZM187 180V179H186ZM186 180H184V181H186ZM209 180V179H208ZM217 181L219 180V179H216ZM237 180H239V179H237ZM242 180H244V178L242 179ZM241 180V181H242ZM0 181H1V179H0ZM3 181V180H2ZM1 181V182H2ZM7 181V182H8ZM25 181V180H24ZM33 181V182H34ZM48 181H49V179H48ZM47 181V182H48ZM50 181H52V179L50 180ZM49 181V182H50ZM105 181H107V179L105 180ZM113 181H114V179H113ZM117 181V179L115 178V181L114 182H116ZM120 181V178H119V180H118V182ZM131 181V180H130ZM132 181H134V180H132ZM159 181V180H158ZM157 181V182H158ZM168 181V180H167ZM184 181H182L183 182V184L185 183ZM213 181V180H212ZM226 181L227 180H225V182H224V180H223V182H224V184L226 183ZM245 181V180H244ZM10 182V181H9ZM8 182V183H9ZM56 182V181H55ZM59 182H60V180H59ZM64 182H65V178H64ZM81 182V184L83 183V185L84 186H86L85 185V183L84 182H82V180L80 181ZM109 182V181H108ZM122 181H120L119 183H121ZM134 182H136V181H134ZM214 182H215V180H214ZM235 182H237V181H235ZM26 183V182H25ZM32 183V182H31ZM43 185H42V187L43 186H45V187H47L46 186V184L45 183H43V181L41 182ZM41 183H39V184H41ZM57 183V182H56ZM72 183V182H71ZM139 183V182H138ZM138 183H135V184H137L138 185ZM159 183H160V181H159ZM159 183H157V185L159 184ZM211 184H212V182H210ZM232 183H234V182H230V184H228V185H233ZM239 183V182H238ZM255 183V185H256V181L254 182ZM19 184V183H18ZM17 184V185H18ZM24 184V183H23ZM32 184H35V186L38 184V182H37V184L36 183H32ZM32 184H31V186H32ZM39 184L37 185V186H39ZM58 184V183H57ZM62 184V183H61ZM94 185H95V183H93ZM161 184L163 185L164 183L163 182H161ZM161 184H159L158 186H159V188H158V190H160V188H161ZM182 184V183H181ZM186 185H187V181H186V183H185ZM215 184V183H214ZM214 184H212V185H214ZM218 184V183H217ZM235 185H233L234 186V188H235V186L236 185H238L237 183H234ZM5 185V184H4ZM9 185V184H8ZM14 185V184H13ZM20 186H22V184H19ZM68 185V184H67ZM72 185H73V183H72ZM75 185V184H74ZM91 185V184H90ZM104 185V184H103ZM130 185V184H129ZM134 185V184H133ZM146 185V184H145ZM157 185H154L153 184V187L155 186H157ZM165 185H166V183H165ZM162 186L163 187V190H166L164 187H167V186ZM194 185V184H193ZM212 185H210V186H212ZM226 185V184H225ZM240 185V184H239ZM238 185V186H239ZM261 185V184H260ZM3 186V185H2ZM2 186H0V187H2ZM14 186H16V184L14 185ZM20 186H16V187H18L17 189H18V191L20 190V189H22L23 187H25V186H23V187H21L20 188ZM30 186V185H29ZM36 186V187H37ZM59 186V185H58ZM96 186V185H95ZM98 186V185H97ZM96 186V187H97ZM100 186V185H99ZM116 186V185H115ZM121 186V185H120ZM142 186H143V184H142ZM147 186V185H146ZM233 186H231V190L233 189L232 187ZM238 186H236L238 189H240ZM246 186V187H247ZM254 186V185H253ZM252 185H251V187H253ZM15 187V188H16ZM42 187H37V189H36V191L37 190H39V188H41L42 190L43 189H45V188H42ZM81 187V186H80ZM88 187V186H87ZM90 187V186H89ZM106 187V186H105ZM104 187V188H105ZM108 187V186H107ZM106 187V188H107ZM114 187V186H113ZM122 188H125L123 185L121 186ZM153 187H152V189H153ZM154 187V188H155ZM169 187V186H168ZM167 187V189H170V188H168ZM184 187H185V185H184ZM217 188V185L215 184V186H214V188ZM227 187H229V186H227ZM246 187H244V188H246ZM20 188V189H19ZM54 188V187H53ZM52 188V189H53ZM70 188V187H69ZM93 188H95V187H93ZM109 188V187H108ZM108 188H107V190H105V189H103V190H105L104 192H107L108 191ZM117 188H118V186H117ZM148 188V187H147ZM185 188H187V187H185ZM184 188V189H185ZM237 188H235V190L237 189ZM9 189H10V187H9ZM24 189V188H23ZM34 189V188H33ZM48 189V188H47ZM51 189V190H52ZM71 189V188H70ZM81 189V188H80ZM84 189V188H83ZM82 189V190H83ZM99 190H101L102 188H98ZM111 189V188H110ZM115 190H116V187L114 188ZM118 189H120V187L118 188ZM133 189V188H132ZM132 189H131V191H132ZM138 189V188H137ZM145 189V188H144ZM162 189V188H161ZM198 189V188H197ZM197 189H196V191H197ZM209 189V188H208ZM211 189H212V187H211ZM225 190L227 189L226 187L224 188ZM222 190V194H224L223 192H225V190ZM229 189V188H228ZM227 189V192H229V194H230V190H228ZM246 189H248V188H246ZM0 190H5V189H0ZM13 189H11V191H12ZM14 190H16V189H14ZM42 190H41V192H39L40 194L42 193ZM50 190V189H49ZM84 190H86V189H84ZM103 190L101 191V193L103 192ZM112 190V192L110 191V193H113V189H111ZM114 190V191H115ZM122 190V189H121ZM125 190H127V188L125 189ZM124 190V191H125ZM143 190V187H142V189H141V191ZM148 190V189H147ZM155 191L154 190V193L151 191V189H150V191H151V195H152V193L153 194H156L157 195V192H158V195H159V191ZM171 190V189H170ZM185 190H189V186H188V188L187 189H185ZM194 190V189H193ZM241 190V189H240ZM255 191V189H254V187L252 188V190L251 191ZM2 191V192H3ZM6 191V190H5ZM5 191L3 192L4 194H5ZM22 191V190H21ZM44 191V190H43ZM47 191V190H46ZM69 191V190H68ZM67 191V192H68ZM71 191V190H70ZM69 191V192H70ZM92 191V190H91ZM95 191V190H94ZM94 191L91 193V194H93L94 193ZM135 191H136V189H135ZM134 191V192H135ZM144 191V190H143ZM143 191H142V193H143ZM149 191V190H148ZM148 191H147V193H148ZM162 191V190H161ZM190 191V190H189ZM189 191H186V192H189ZM201 191V192H202ZM212 190H210V191H208V192H211ZM214 191V190H213ZM253 191V192H254ZM257 191V190H256ZM1 192V191H0ZM1 192V193H2ZM13 192V191H12ZM20 192V191H19ZM24 192H25V190H24ZM48 192V191H47ZM50 192L51 191H49V194H50ZM63 192V191H62ZM65 193H67L66 191H64ZM63 192V193H64ZM68 192V193H69ZM85 192V191H84ZM97 192V194H98V191H96ZM120 191H118L117 190V193H116V191H115V194L116 195H118L117 196V198L116 199H118V198H123V196H126V194L125 193H123L124 195L123 196H121L120 194L122 193V191H121V193H119ZM126 192V191H125ZM127 192H130V190L128 189V191ZM126 192V193H127ZM138 192H140L139 191V189H138ZM146 192V191H145ZM145 192H144V194H145ZM156 192V193H155ZM168 192H170L169 190H167V191H165V192H163V193H166V195L168 194ZM172 192V191H171ZM198 192H199V190H198ZM200 192V193H201ZM205 192H207V190H205ZM207 192V193H208ZM233 192V191H232ZM0 193V194H1ZM8 190H7V193H6V196L8 195ZM14 193H15V191H14ZM13 193V194H14ZM32 193V192H31ZM43 193H45V192H43ZM62 193V194H63ZM65 193L63 194V195H65ZM71 193H73V192H71ZM76 193V192H75ZM99 193H100V191H99ZM100 193V194H101ZM109 193V192H108ZM119 193V194H118ZM131 193V192H130ZM142 193H139V194H142ZM190 193H192V192H190ZM204 193V192H203ZM217 193V192H216ZM220 191H219V197L221 198V199H223L222 198V194L220 195ZM4 194H3V196H4ZM27 193L25 192V195H26ZM29 194V195H28ZM27 195L31 198V194L30 193H28ZM34 194V193H33ZM78 194V193H77ZM82 194H84V193H82ZM96 194V193H95ZM104 194H106L105 195V197H107V193H104ZM104 194H102V195H104ZM129 193H127V195H128ZM132 194V193H131ZM195 194H197V193H195ZM218 194H216V195H218ZM228 194V193H227ZM229 194L227 195V196H229ZM252 194H254V193H252ZM2 195V194H1ZM22 195H24V194H22ZM24 195V196H25ZM46 195H48V194H46ZM67 195H70V196H72V195H74V194H67ZM85 195V194H84ZM113 195V194H112ZM116 195H113V196H116ZM143 195V194H142ZM150 195V193H149V196H151ZM162 195V194H161ZM166 195H164V198L166 197ZM198 195V194H197ZM202 195V194H201ZM201 195H200V197H201ZM207 195H210V193L209 194H207ZM207 195H205V193H204V195L202 196V197H206V199H203L204 201L205 200H207V201H209V199L207 198ZM214 195V196H213ZM212 196H213V198H216L215 197V194H213ZM10 195H8V197H9ZM17 196H19V195H17ZM62 196V195H61ZM113 196L112 197H110V194H109V200L111 201L112 199L114 200V198H113ZM128 196H130V195H128ZM124 197V198H130V197ZM132 196H133V194H132ZM131 196V197H132ZM144 196V195H143ZM163 196V195H162ZM162 196H161V199H162ZM170 196H172V195H170ZM189 196H191L190 194H189ZM25 197H27V196H25ZM33 197H35V196H33ZM69 196H65L64 198H65V200L67 201V199L66 198H68ZM78 198L80 197V196H77ZM90 197V196H89ZM192 197V196H191ZM197 197V196H196ZM199 197V196H198ZM204 197V198H205ZM226 197V196H225ZM230 197V196H229ZM231 197H232V195H231ZM244 197H246V194H245V196H243V198L241 197V198H239L240 200H241V202L242 201H244V200H242V199H244ZM2 198H6L5 196L4 197H2ZM1 198V196H0V212H2V213H4V210H5V208L6 207H8V209L10 208V206H7V205H10V203H8V202H10V201H8L7 199H6V202L7 203H5V204H2V203H4L3 202V200H1L2 199ZM10 198H11V196H10ZM10 198H9V200H10ZM63 198V196L60 198V197H56V199L55 200H59L60 202L64 199H62ZM70 198V197H69ZM68 198V199H69ZM73 198H76V196L74 195V197ZM73 198H70L71 200L73 199ZM102 198V197H101ZM108 198H106V200L108 201ZM110 198H112V199H110ZM123 198V199H124ZM134 198H135V196H134ZM158 198V197H157ZM212 198V197H211ZM213 198L211 199L212 200V202H214V200H213ZM218 198V197H217ZM227 198L228 197H226V200H227ZM232 198H236L235 196H233ZM237 198H238V196H237ZM247 199H248V196L246 197ZM34 199V198H33ZM83 198H81L80 200L81 201H83L82 200ZM95 199V198H94ZM123 199H121V200H123ZM137 199V198H136ZM138 199H140V198H138ZM145 199V198H144ZM150 199V198H149ZM159 199H160V197H159ZM167 199H169L168 197H167ZM166 199V200H167ZM194 199V196H193V198H192V200ZM199 199V198H198ZM197 199V200H198ZM251 199V198H250ZM249 199V200H250ZM57 200V201H58ZM86 200V199H85ZM85 200H84V202H85ZM100 201H101V199H99ZM103 200V199H102ZM119 200V199H118ZM121 200H119L121 203H119L118 202V204H123V206H125L126 208L128 207V203H124V202H122ZM230 200H231V198H230ZM4 201H5V199H4ZM34 201V200H33ZM58 201V202H59ZM64 201V200H63ZM62 201V202H63ZM66 201H64V202H66ZM74 201V202H73ZM72 202L74 203V204H76V202L78 201V202H80L79 201V199L78 200H76V199H74ZM76 201V202H75ZM88 201V200H87ZM97 201V200H96ZM99 201V202H100ZM117 200H114V202L115 203H117L116 202ZM132 201V200H131ZM170 201V200H169ZM200 201V200H199ZM201 201H202V198H201ZM204 201H203V203H204ZM219 201H221L222 202V200H220L219 199ZM219 201H217V203H221V202H219ZM233 201V200H232ZM231 201V202H232ZM237 201H239V200H237ZM236 201V202H237ZM62 202H61V204H62ZM63 202V205L64 206H72V207H70V208H74L73 206H75L74 204H70L69 202H67V204H65ZM71 202V203H72ZM89 202H91V201H89ZM98 202V201H97ZM104 202V201H103ZM112 202V201H111ZM110 202V203H111ZM125 202H127V201H125ZM133 202H134V200H133ZM138 201H136V203H137ZM139 202H141L140 200H139ZM144 202V201H143ZM158 202V201H157ZM166 202L167 201H165L164 202V204L166 205ZM193 202V201H192ZM196 202V203H195ZM194 203H195V205L197 204V203H199V202H197V201H195ZM226 202V201H225ZM228 202V201H227ZM234 202V201H233ZM232 202V203H233ZM240 202V201H239ZM36 203V202H35ZM54 203V202H53ZM80 203H83V202H80ZM80 203H77V205L78 204H80ZM95 203V205H96V202H94ZM93 203V204H94ZM113 203V202H112ZM130 203V202H129ZM135 203V202H134ZM145 203V202H144ZM151 203V202H150ZM153 203V202H152ZM162 203V202H161ZM168 203V202H167ZM194 203H192L191 205L193 206V204ZM201 203V202H200ZM202 203V204H203ZM207 203H210V201L209 202H207ZM215 203V202H214ZM222 203H224V202H222ZM221 203V204H222ZM230 203V202H229ZM231 203V204H232ZM238 203V202H237ZM249 203V202H248ZM7 204V205H6ZM41 204V203H40ZM39 204V206H42L43 207V205H40ZM60 204V205H61ZM70 204V205H69ZM100 205H102L101 203H99ZM118 204H116L117 205V207H118ZM126 204H128V205H126ZM131 204V203H130ZM141 204V203H140ZM146 204V203H145ZM205 204H206V201H205ZM225 204H227V203H224V204H222L223 206L225 205ZM245 204V203H244ZM256 204H257V202H256ZM255 204V205H256ZM30 205V204H29ZM58 205V204H57ZM113 205V204H112ZM115 205V204H114ZM132 205H134V204H132ZM138 205H139V203H138ZM152 205H155L154 203L152 204ZM195 205H194V207H195ZM198 205V204H197ZM208 205H210V204H208ZM219 204H216V206L215 205H213L212 207H215V209L214 210H216L217 208L216 207H218V208H220L219 206H218ZM234 205H235V202H234ZM234 205H230L232 208H233V206ZM237 205V204H236ZM243 205V204H242ZM27 206V205H26ZM33 206H34V204H33ZM33 206H32V208H31V211L30 210H28V213L30 214H28L27 212H25V213H27L28 214V221H30L29 222V226H31V228H32V225L34 226V229L36 230V232L39 234V236L37 235L36 236V232H35V239H38V240H36V241H38V244H40L39 246L42 248V249H38V247H36V246H34V247H36L38 250H43L44 249V251H46V249H47V251L46 252H48V250L49 249H51L50 250V252H48V253H45L44 251V255H49L50 253H51V251L56 247L55 245H54V248H51V246H50V248H49V246H48V243L49 244H52V243H55L56 242V240L58 239V236L57 235H59V234H57L56 235V231H57V229L59 230V228H55L54 229V227H52L51 225L53 224V222H52V224L51 225H49L48 223L47 224H45V222H47V221H45L44 219H42V217L40 216V218L38 217V212L39 211H33V210H36L38 207L36 206H34L35 208L33 209ZM82 206V205H81ZM84 206H88V205H84ZM104 206V204L102 205V207ZM120 206V205H119ZM136 206H137V204H136ZM145 206V205H144ZM144 206H141L142 207V209H141V207H140V209H138L137 211H142L143 209H145L144 208ZM150 206V205H149ZM148 205H147V207L150 209V207H149ZM201 206H203V205H200V207ZM225 206H227V205H225ZM229 206V207H230ZM241 206V205H240ZM256 206H258V205H256ZM45 207V206H44ZM76 208V210H79V209H77V208H79V207H77V206H75ZM89 207H91L92 208V206H89ZM112 207H114V206H112ZM131 206H129L128 208H130ZM133 207V206H132ZM156 207H157V205H156ZM199 207V208H200ZM206 207H207V205L205 206V210H206ZM209 207V206H208ZM237 207H238V205H237ZM236 206H235V208H234V211H235V209L237 208ZM28 209L30 208V207H27ZM40 208V207H39ZM46 208V207H45ZM55 208H56V206H55ZM87 209H88V207H86ZM86 208H84V209H86ZM91 208H90V210H91ZM95 208V207H94ZM106 208H107V206H106ZM105 208V206L103 207V209H105V210H107ZM124 208V207H123ZM128 208L126 209V210H128ZM138 207H135V209H137ZM197 208H198V206H197ZM203 208V207H202ZM227 208V207H226ZM241 208V207H240ZM246 208H248V207H246ZM8 209H6V212L7 211H10V210H8ZM24 209L26 210V208H25V205H24ZM33 209V210H32ZM57 209H58V207H57ZM69 208L67 207V210H68ZM81 209V211L83 210L84 212H85V210L84 209H82V208H80ZM86 209V210H87ZM97 209V208H96ZM98 209H99V207H98ZM103 209L101 210L102 212H103V216H104V211H103ZM118 209H120L119 207H118ZM117 209V210H118ZM125 209V208H124ZM131 209V208H130ZM157 210V208H154L153 207V212L155 211V210ZM204 209H202V210H204ZM209 209L211 210V206L209 207ZM209 209H208V211H209ZM223 209H225V207L223 208ZM223 209H222V213L224 212L223 211ZM230 209V210H229ZM238 210H241V209H243V208H241V209H239V208H237ZM236 209V211H238ZM41 210V209H40ZM65 210V209H64ZM95 210V209H94ZM111 209H109V211H110ZM114 210H115V208H114ZM113 210V211H114ZM126 210H123V212H126ZM132 210H134V208L133 209H131L130 210V212H134V211H132ZM171 210V209H170ZM195 210V209H194ZM197 210V209H196ZM196 210H195V212H196ZM200 210V209H199ZM204 210V211H205ZM221 210V209H220ZM247 210V209H246ZM27 211V210H26ZM45 211V210H44ZM70 211V210H69ZM80 211V212H81ZM88 211V210H87ZM96 211V210H95ZM100 211V212H101ZM108 211V210H107ZM112 211V210H111ZM112 211V213H114ZM120 211V210H119ZM144 211H146V209L144 210ZM150 211V210H149ZM148 211V212H149ZM159 211V210H158ZM158 211H156V213L158 212ZM204 211H202V212H204ZM207 211V210H206ZM207 211V212H208ZM229 213H230V215L232 216V218H231V216L230 217H228V219L226 218V219H224L223 217H222V220H221V217H220V221H222V224H223V226H226L227 228H228V230L226 231V232H228L229 231V229H232V231H231V233L233 232V234L234 235H236L235 234V232L233 231V228L236 230V229H240V228H242L243 226H241V224H243V223H241V222H244V226H246V228H249V227H247L248 225H249V223H250V221H248V219L246 218V219H243L242 217H240L239 215H237V214H233V212L231 213L230 211H232V209L231 208H228V210H227ZM243 211V210H242ZM248 212H249V214H250V216L253 214H251L250 213V211L249 210H247ZM254 211V210H253ZM23 212H24V210H23ZM31 212V213H30ZM51 212V211H50ZM74 212H76V211H74ZM79 211H77L76 213H78ZM93 211L91 210V213H92ZM116 212V214H117V212L118 211H115ZM122 212V211H121ZM122 212V213H123ZM129 212V213H130ZM143 212V211H142ZM142 212H141V214H142ZM152 212V211H151ZM150 212V213H151ZM152 212V213H153ZM199 212V211H198ZM198 212H196V215H195V217L198 215L197 213ZM210 212L211 211H209L208 212V214H210ZM218 212H219V210H218ZM221 212V211H220ZM228 212L226 213V217H227V214H228ZM239 212V211H238ZM252 212V211H251ZM258 212V211H257ZM256 212V213H257ZM37 214V215H34V214ZM46 213H47V211H46ZM45 213V214H46ZM56 214H57V212H55ZM71 213V212H70ZM83 213V212H82ZM86 213V212H85ZM96 214L98 213V211H96L95 212ZM94 212L92 213V214H94L93 215V217L95 216V218H93L92 217V214H91V222H93L94 223V221L96 222V217L97 218H99V217H101L102 215L100 214V216H97L96 214H95ZM108 213V212H107ZM129 213H128V215H129ZM132 213H131V215L130 216H132ZM159 213V212H158ZM212 213V212H211ZM215 213V212H214ZM213 213V214H214ZM217 213V212H216ZM234 213H237V212H234ZM255 213V214H256ZM27 214H26V216H27ZM42 214H44V213H42ZM41 214V215H42ZM44 214V215H45ZM50 214V213H49ZM51 214H52V212H51ZM56 214H54L56 217L58 216V215H56ZM67 214H69V213H67ZM66 214V215H67ZM74 214V216H75V213H73ZM110 214V213H109ZM115 214V213H114ZM115 214V215H116ZM125 214V213H124ZM126 214H127V212H126ZM134 215H135V213H133ZM137 214V213H136ZM140 214V212L138 213V215ZM141 214H140V216H139V219H140V217H142L141 216ZM146 214V212H143V217L145 216H147V214ZM225 213H223V215H224ZM233 214V215H232ZM243 214H247L246 212L245 213H243ZM242 214V215H243ZM249 214H247L248 216H249ZM254 214V215H255ZM261 213L259 212V215H260ZM16 215V214H15ZM21 215H23V214H21ZM53 215V216H54ZM78 215V214H77ZM82 215V218H83V214H81ZM81 215L80 216H76V218L78 217H80L81 218ZM87 215H88V213H87ZM111 215V214H110ZM110 215H108L109 217H111ZM114 215V216H115ZM119 215V218H120V215H121V213H119V214H117L116 216H118ZM123 215V214H122ZM127 215V216H128ZM133 215V216H134ZM138 215H136V216H138ZM200 216H201V210H200V214H199ZM198 215V216H199ZM202 215H205V213L204 214H202ZM26 216H24V217H26ZM46 216V218L48 217V215H45ZM59 216H61V217H59ZM58 216V219L59 218H62V215H59ZM73 216V215H72ZM132 216V217H133ZM136 216L134 217L135 219H136ZM152 216H154V215H151V217ZM206 216H208V215H206ZM217 216V215H216ZM219 216H220V214H219ZM221 216H222V214H221ZM250 216H249V218H250ZM256 217H258V215H255ZM254 216V217H255ZM260 216H263V214L262 215H260ZM9 217V220L11 219L10 218V216H8ZM15 217V216H14ZM86 216H84V218H85ZM104 217H106V216H104ZM122 217V216H121ZM205 217V216H204ZM209 217H211V215L209 216ZM214 217V216H213ZM253 217V216H252ZM255 217V218H256ZM264 217V216H263ZM1 218V217H0ZM17 218V217H16ZM16 218H13L12 220H10V223H15V226L14 227H16V228H18L17 226H19L18 224H19V222H18V220H16ZM20 218H23V216H21ZM27 218V217H26ZM45 218V217H44ZM49 218V217H48ZM47 218V219H48ZM51 218V217H50ZM78 219V221H86L85 219L86 218H89V216L88 217H86L85 219ZM92 218H93V220H92ZM124 218H125V216H124ZM156 218H158V217H155L154 219H156ZM206 218V217H205ZM212 218V217H211ZM219 219V217L217 216V217H215V219ZM230 218V219H229ZM261 218V217H260ZM260 218H258V220L260 219ZM4 218H2L1 220L2 221H4V223H5V221L6 222H9V220L7 219V217H6V219L8 220H6V219H4ZM19 219V218H18ZM65 219V218H64ZM63 219V220H64ZM90 219V218H89ZM88 219V221L87 222H89L90 220ZM94 219H96V220H94ZM109 219V218H108ZM115 219V218H114ZM113 219V220H114ZM121 219V218H120ZM119 219V220H120ZM135 219H132V220H135ZM138 219V221L140 222H142L143 220H139ZM207 219V218H206ZM213 219V218H212ZM211 219V220H212ZM254 219V218H253ZM0 220V221H1ZM23 220H25V218H23ZM63 220H62V222H63ZM66 220V219H65ZM65 220H64V223H65ZM69 220H71V219H69ZM69 220H67L68 222H69ZM77 220V219H76ZM102 220H104V219H102ZM116 220V219H115ZM118 220V221H119ZM159 220V219H158ZM196 220H198V219H196ZM208 220V219H207ZM207 220H205L206 222H207ZM210 220V221H211ZM251 220V219H250ZM255 220V219H254ZM256 220H257V218H256ZM253 221L252 223H259L260 224V222L259 221ZM261 220H262V218H261ZM15 221H17V222H15ZM27 221V222H28ZM51 221H52V219H51ZM53 221H55V220H53ZM84 221L83 222H80L81 224L82 223H84ZM99 221H101L100 220V218H99V220H98V222ZM105 221H108V220H106L105 219ZM109 221H110V219H109ZM112 221V220H111ZM110 221V222H111ZM117 221V222H118ZM120 221H123V220H120ZM145 221V220H144ZM152 221V220H151ZM151 221H150V223H149V221H145V222H148L149 223V225L151 224L153 227H155L156 229V231L158 230L157 228V225L159 224V221H157V220H154V223H155V221H157V225H156V223H155V225H153L152 223H151ZM200 221V220H199ZM198 221V222H199ZM202 221H203V219H202ZM209 221V222H210ZM214 221V220H213ZM216 221H218V220H216ZM252 221V220H251ZM26 222V220H25V223H27ZM56 222V225L58 224V221H55ZM54 222V223H55ZM61 222V220H59V223ZM61 222V223H62ZM74 222V221H73ZM73 222H72V226H74L73 225ZM77 222V221H76ZM110 222L109 223H107V224H110ZM117 222H116V224H117ZM141 222H140V224H141ZM209 222H207V223H205V224H208ZM212 222V221H211ZM262 222V221H261ZM13 223V224H14ZM30 223L32 224V225H30ZM61 223H60V225H61ZM70 223V222H69ZM68 223V224H69ZM92 223V225H91V227H94V226H96V227H98V225H96L97 223H95V224H93ZM100 223H103L102 221L100 222ZM106 222H104L103 224H105ZM112 223V222H111ZM126 223V222H125ZM131 223H134V222H131ZM147 223V224H148ZM163 223V222H162ZM201 223V222H200ZM199 223V224H200ZM204 223H202V224H204ZM214 223H215V221H214ZM2 224V223H1ZM0 224V225H1ZM9 224V223H8ZM66 225H67V223H65ZM64 224V225H65ZM86 223H84V225H85ZM99 224V223H98ZM113 224V223H112ZM112 224H110V225H112ZM115 224V223H114ZM113 224V225H114ZM137 224V225H136ZM136 227L138 226V223L136 222ZM143 224H145V223H143ZM197 223H195V226L194 227H196V226H198L199 224H197ZM201 224V225H202ZM221 224V225H222ZM264 224V223H263ZM4 224H2L1 226H0V228L3 226ZM7 225V223L5 224V226ZM10 225V224H9ZM9 225H7V226H9ZM83 225V224H82ZM102 225V224H101ZM100 225V226H101ZM112 225V226H113ZM134 225V224H133ZM134 225V226H135ZM160 225H163V224H160ZM213 225V224H212ZM216 225V224H215ZM220 225V226H221ZM250 225H252V224H250ZM249 225V226H250ZM253 225H255V224H253ZM7 226H6V228H7ZM11 226V225H10ZM9 226V227H10ZM62 226H63V223H62ZM112 226H110V228L112 227ZM117 226V225H116ZM115 226V227H116ZM121 226V225H120ZM134 226H133V228H134ZM151 226V227H152ZM159 226V225H158ZM204 228H206V226L205 225H202ZM210 226V223L208 224V226H207V228H210L209 227ZM255 226H258V225H255ZM260 227H261V224L259 225ZM259 226H258V230H259ZM69 228H70V224H69V226H68ZM81 228L83 227V226H80ZM85 227H86V225H85ZM91 227H86V229L87 228H91ZM103 227V226H102ZM119 227V226H118ZM147 228H148V226H146ZM150 226H149V228H151ZM162 227V226H161ZM200 227V225L198 226V228ZM203 227H201L202 228V230H205V229H203ZM3 228V227H2ZM1 228V229H2ZM5 228V227H4ZM5 228V229H6ZM69 228H67V230L69 231L70 229ZM73 228V227H72ZM100 228V227H99ZM104 228V227H103ZM102 228V229H103ZM109 228V227H108ZM126 228H127V225H126ZM139 228H141L142 229V227H138V229ZM148 228V229H149ZM212 228H214V229H217L215 226H213ZM212 228H210L211 229V232L213 233V231H212ZM246 228H244V229H246ZM252 228V227H251ZM33 229V228H32ZM76 229V228H75ZM78 229V228H77ZM76 229V230H77ZM80 229V228H79ZM82 229H84V231H85V228H82ZM105 229V228H104ZM112 229V228H111ZM117 229V228H116ZM146 229V228H145ZM145 229H142V231L143 230H145ZM195 229V228H194ZM209 229V230H210ZM243 229V228H242ZM241 229V230H242ZM4 230V229H3ZM0 230V232L2 231L3 233H4V231H6V230ZM8 230V229H7ZM9 230H10V228H9ZM72 230V229H71ZM76 230H73V232H74V234H76ZM81 230V229H80ZM117 230H119V228L117 229ZM116 230V231H117ZM140 230V229H139ZM138 230V231H139ZM147 230V229H146ZM145 230V231H146ZM155 230L153 229L152 231L155 233ZM197 230V229H196ZM196 230L194 231V232H196ZM201 229L199 228V230H197V231H199L198 233H199V235L197 236L198 237V239L196 238V241L194 242V245L192 246V244H191V246H192V248H191V251H190V247H189V245L190 244H186L187 246H188V248L189 249H187V250H189V251H184V249H183V251L185 252V253H187V252H189L190 254L192 253V256H193V254H194V256L196 257V255H197V257H198V259H197V261L195 262V260L192 262L193 264H194V262L196 263V264H206V263H209V262H211L210 260L213 258L214 259V257H216V256H214L215 254H213V253H215L214 251H217V250H214V249H216V248H214V249H212V250H214L213 251V253L211 252L212 250H210V248L209 247H207V248H209V251L211 252V254L208 256L209 258L207 259V257H206V254H209V252L207 253V250H205V252H206V254L204 255L203 254V256L204 257H206V258H204L203 256H202V253H204V252H202L201 250H200V248L198 247V245L199 244H201V242H200V240L201 241H204V240H206L204 237L205 236H207V235H209L208 233H211L208 229H207V232L205 231V233H207V235L205 234V236H204V234H203V236H202V233H204V231H200ZM218 230V229H217ZM220 230V229H219ZM256 230V229H255ZM32 232L34 231V230H31ZM60 231H61V229H60ZM65 232H66V229L64 230ZM88 232H85V233H88L87 234V236L88 237H91V240H92V242H91V244H92V249L93 250H95V253H93V250L91 251L92 253H91V255H94L95 254V260L93 261V262H91V260L90 261H88V260H85L86 261V264L88 263V264H137V263H135L136 262V260L135 259H133L132 257L133 256H131V254H129L128 252L130 251V250H128V251H126L125 250V252H124V250L123 249H121L120 250V247L121 246H119V245H121L122 243H118V241H117V243L119 244H116V242H113L112 241V238L110 239L109 238V232H107V234H105V232L103 233V234H100V233H98V232H103V231H98V232H93V231H90V230H87ZM114 231V230H113ZM121 230H119V232H120ZM128 231V230H127ZM126 231V232H127ZM150 232L151 231V229H149V230H147V232ZM159 231V230H158ZM209 231V232H208ZM261 230H259V232H260ZM9 232V231H8ZM8 232H5V235H7V233ZM59 232V231H58ZM70 232V231H69ZM126 232H125V234H126ZM193 232V233H194ZM223 233L222 234H224V233H226L225 231H222ZM239 232H240V230H239ZM245 232H246V230H245ZM2 233V234H3ZM72 233V232H71ZM82 234H83V232H81ZM117 233V232H116ZM116 233H114V234H116ZM130 233V232H129ZM129 233H127L128 234V236H129ZM132 233L134 234V232L132 231ZM152 233V232H151ZM150 233V235H154V233H152L151 234ZM157 233H159V232H157ZM216 233V232H215ZM218 233V232H217ZM237 233V232H236ZM261 233H263V231L261 232ZM1 234V233H0ZM2 234H1V237H2ZM10 234V233H9ZM34 234V233H33ZM63 234V233H62ZM65 234V233H64ZM77 234H78V232H77ZM122 234H124V233H122ZM122 234L121 235H119V233H117L115 236L116 237H119V236H122ZM133 234H131V235H133ZM240 234V233H239ZM68 235V234H67ZM71 235V234H70ZM73 235V234H72ZM72 235L70 236V238L72 237ZM131 235H130V238H131ZM147 235V234H146ZM149 234H148V236H150ZM211 235V234H210ZM209 235V236H210ZM225 235H228V238H227V244H228V248H230V250L233 252V255H235L234 256V258L236 259V264H264V238L260 241V243L258 244V245H256V244H254V242H252V237L253 238H255L256 236L255 235H252V234H249V235H246L247 237V240H246V244L244 245V246H242V245H239V244H237V245H233L232 244V242H231V238H230V233H228V234H225ZM262 235V234H261ZM8 236V240H9V243H10V235H7ZM60 236V235H59ZM128 236H126V238H128ZM133 236H135V234L133 235ZM132 236V237H133ZM139 236V235H138ZM138 236L136 237V238H138ZM192 236H193V234H192ZM200 236H202V238H204V240L200 237ZM213 236V235H212ZM218 236H222L221 235V233H219L218 234ZM237 236V235H236ZM255 236V237H254ZM67 237V236H66ZM75 237V236H74ZM74 237L72 238V239H74ZM80 237V236H79ZM81 237H82V239H83V237H86L85 236V234H83V236L81 235ZM124 237V239H126L125 238V235L123 236ZM193 237H195V235L193 236ZM200 237V238H199ZM214 237V236H213ZM216 237H217V235H216ZM215 237V238H216ZM223 237V236H222ZM233 237V236H232ZM238 237V236H237ZM240 237V236H239ZM259 237H260V235H259ZM17 238V237H16ZM16 238L14 239V240H16ZM68 238V237H67ZM76 238V237H75ZM87 238V237H86ZM121 238V237H120ZM208 238V237H207ZM214 238V239H215ZM225 238V239H226ZM236 238V237H235ZM241 238H242V236H241ZM4 239V238H3ZM6 239V238H5ZM85 239V238H84ZM88 239V238H87ZM87 239H85L86 241H88ZM129 239V238H128ZM133 239L134 238H132V241H133ZM214 239H213V241H214ZM224 239V238H223ZM222 239V240H223ZM224 239V240H225ZM237 239V238H236ZM240 238H238V240H239ZM244 239V238H243ZM242 239V240H243ZM257 239V238H256ZM13 240V241H14ZM59 240V239H58ZM127 240V239H126ZM136 240V239H135ZM150 240H152V239H150ZM154 240V239H153ZM207 240H209V239H207ZM211 240V239H210ZM217 240V239H216ZM233 240H234V237H233ZM241 240V239H240ZM258 240V239H257ZM3 241H5V240H3ZM68 241L70 242V241H72V240H69V238H68ZM73 241H75L74 243L76 244V240H73ZM128 241H130L131 242V244H133L134 242H136V241H134V242H132L131 240H128ZM140 243H143V241L141 240V238L138 240ZM188 241H191V240H188ZM200 243H199V242ZM32 243H30V244H32L33 245V242H35V241H31ZM61 242V241H60ZM59 242V243H60ZM67 242V241H66ZM78 242H80V241H78ZM83 242V241H82ZM138 242V243H139ZM150 242V241H149ZM193 242V241H192ZM198 242V243H197ZM206 242V241H205ZM208 242L209 241H207V244H208ZM212 242V241H211ZM216 242V241H215ZM218 242H221V240H219ZM218 242H217V244H218ZM241 242V241H240ZM21 243V242H20ZM72 242H70L69 244H71ZM73 243V244H74ZM89 243H90V240H89ZM138 243H136V244H138ZM147 243V241L143 244V245H145ZM151 244H153L152 242H150ZM149 243V244H150ZM191 243V242H190ZM196 243V244H195ZM233 243H234V241H233ZM243 243V242H242ZM256 243V242H255ZM22 244V243H21ZM34 244H37L36 242L34 243ZM58 244V243H57ZM63 244V243H62ZM68 244V247H69V249H70V245ZM73 244H71V246L73 245ZM82 243L80 242V244L79 245H77V247L78 246H80ZM136 244L135 245H133V246H135V248H136ZM148 244V243H147ZM146 244V245H147ZM155 244V243H154ZM153 244V245H154ZM163 244V243H162ZM185 244V243H184ZM183 244V245H184ZM203 244V243H202ZM205 244V243H204ZM210 244H212V243H210ZM216 244V245H217ZM221 244H222V242H221ZM225 244V243H224ZM14 245V244H13ZM29 245V244H28ZM58 245H60V244H58ZM124 245H125V242H124ZM126 245H129L130 246V244H127L126 243ZM126 245H125V247H126ZM139 245V244H138ZM145 245V246H146ZM156 245V244H155ZM212 245H215V244H212ZM211 245V246H212ZM223 245V244H222ZM221 245V246H222ZM226 245V244H225ZM224 245V246H225ZM229 245L231 246H233L232 248L231 247H229ZM4 246H6V245H4ZM10 246H11V244H10ZM25 246V245H24ZM76 246V245H75ZM74 245L72 246V247H75ZM132 245H131V247H128V248H132L133 247ZM200 246V245H199ZM210 246V245H209ZM218 246V245H217ZM220 246V245H219ZM218 246V247H219ZM67 247V248H68ZM71 247V248H72ZM76 247V248H77ZM82 247V246H81ZM80 247V248H81ZM88 248H91V245H89V246H87ZM98 247H100V248H98ZM124 246H122L121 248H123ZM182 247H184V246H182ZM186 247V246H185ZM201 247V246H200ZM205 247V246H204ZM223 247V246H222ZM226 247V246H225ZM6 248V247H5ZM28 248V247H27ZM26 248V249H27ZM58 248V247H57ZM79 248V249H80ZM139 248H140V246H139ZM203 248V247H202ZM224 248V247H223ZM11 250H12V248H10ZM25 249V248H24ZM30 249V248H29ZM62 249V248H61ZM78 249V248H77ZM76 249V250H77ZM84 249V248H83ZM83 249L81 248L80 250L82 251V252H85V251H83ZM154 249V248H153ZM180 249H182V248H180ZM218 249H221V248H218ZM4 250H6V249H2V251H4ZM34 250H36V249H34ZM55 250V249H54ZM53 250V251H54ZM64 250V249H63ZM151 250H152V246H151ZM160 250V249H159ZM158 250V251H159ZM7 251V250H6ZM3 252V253H7L9 256L11 255L10 253H8V252ZM10 251V250H9ZM29 251V250H28ZM68 251V250H67ZM79 251V250H78ZM132 251V250H131ZM146 251H148V248H147V250ZM157 251V250H156ZM182 250H181V252H183ZM219 251H221V250H219ZM12 252V251H11ZM43 252H41V254L43 253ZM56 252V251H55ZM149 252V251H148ZM181 252H180V254H179V257H181ZM202 252V253H201ZM218 252V251H217ZM228 252H229V250H228ZM232 252H229V254H231ZM235 252V253H234ZM39 253V252H38ZM62 253V252H61ZM61 253H59V254H61ZM85 253H87V252H85ZM124 253H126L125 255H124ZM146 253V252H145ZM144 253V254H145ZM157 254H158V252H156ZM179 253V252H178ZM4 254V255H5ZM15 254V250H14V252H13V255ZM53 254H55V253H51L50 254V257H51V259H53L52 258V256L54 257L55 255H57L58 253H56L55 255H53ZM68 254H70V253H68ZM120 254H122L123 256L121 257V255ZM154 254H155V252H154ZM174 254V253H173ZM212 254H213V256H212ZM216 254H218V253H216ZM15 255H18L17 254V252H16V254ZM20 256L21 255H23V254H19ZM25 255V254H24ZM30 255V254H29ZM29 255H26V256H28V257H30ZM32 255V254H31ZM37 255V254H36ZM39 255V254H38ZM52 255V256H51ZM85 255H87V254H85ZM85 255L83 254L82 256H84L85 257ZM133 255V254H132ZM137 255V254H136ZM136 255H134L135 257H136ZM143 255V254H142ZM164 255H169V253L168 254H163L162 256H164ZM171 255V254H170ZM178 255V254H177ZM182 255H183V253H182ZM233 255H232V257H233ZM3 256V255H2ZM1 256V257H2ZM26 256H23L24 258L26 257ZM34 256V255H33ZM60 256V255H59ZM62 256V259L64 258V257H66V255H61ZM125 256V257H124ZM141 255L139 254V258H141V260L143 259L144 260V264H152L151 263V261L153 262V264H176V259H173V258H170V259H168L167 260V258L165 259V260H163L162 259V257H161V259H158V260H156V259H154V258H152L151 259V261L149 260V259H146L147 258V256L148 255H146V258L143 256H141ZM172 256V255H171ZM183 256H186L187 258L189 257V258H191L192 256H187V254L185 255H183ZM182 256V257H183ZM202 256V257H201ZM231 256V255H230ZM4 257V256H3ZM12 257V256H11ZM16 257V259L14 260L15 261V264H27V262L26 261H30L31 259H33L34 261H33V263L34 262H37V261H35L36 259H35V257H30V260H27V257H26V260L25 261H23L21 258L22 257H19V258H17V256H15ZM14 257V258H15ZM50 257L48 258V259H50ZM67 257H70V256H67ZM87 257V256H86ZM90 257V256H89ZM88 257V258H89ZM118 257V258H117ZM134 257V258H135ZM163 257V258H164ZM178 256H176V258H177ZM178 257V261L180 262V261H183V262H187V260L189 259H187V258H185V257H181V259H183V260H181L180 258ZM196 257V258H197ZM227 257V256H226ZM6 258H8L7 260H9V258L10 257H6ZM36 258H38V257H36ZM40 259H38V260H40V263H43V264H48V263H51V262H48V261H46V258H47V256H46V258L45 257H39ZM61 258V257H60ZM71 258V257H70ZM73 258V257H72ZM121 260H120V259ZM157 258H158V255H157ZM218 258V256L216 257V259ZM223 258V257H222ZM11 260H12V258H10ZM21 259V260H20ZM58 259V258H57ZM65 259H68V258H65ZM78 259V258H77ZM77 259H75L76 261H77ZM137 259V258H136ZM187 259V260H186ZM192 259V258H191ZM190 259V260H191ZM212 259V260H213ZM230 259V258H229ZM229 259H228V261H229ZM5 260V259H4ZM61 260V259H60ZM73 259H70V262L72 261ZM142 260V261H143ZM150 262H149V261ZM185 260V261H184ZM193 260V259H192ZM191 260V261H192ZM234 260V259H233ZM32 261V260H31ZM30 261V262H31ZM68 261H69V259H68ZM79 261V260H78ZM155 261V262H154ZM190 261V262H191ZM217 261V260H216ZM216 261H215V259H214V262H215V264H216ZM224 261V260H223ZM228 261L226 260V262L228 263ZM232 260H230V263H234L233 261L231 262ZM63 262H64V260H63ZM73 262V261H72ZM189 262V261H188ZM189 262V263H190ZM226 262H224V263H226ZM9 263V262H8ZM37 263H39V262H37ZM59 263V262H58ZM62 263V262H61ZM77 263H79V262H77ZM182 263V262H181ZM191 263V264H192ZM212 263V262H211ZM0 264H4L3 262H2V258L0 259ZM52 264V263H51ZM63 264V263H62ZM65 264V263H64ZM69 264V263H68ZM140 264H141V262H140ZM180 264V263H179ZM187 264V263H186ZM210 264V263H209ZM222 264V263H221ZM235 264V263H234Z\"/></svg>","mask_w":264,"mask_h":264},{"label":"rangeland","instance_id":"2","mask_svg":"<svg viewBox=\"0 0 264 264\" xmlns=\"http://www.w3.org/2000/svg\"><path fill=\"white\" fill-rule=\"evenodd\" d=\"M24 0H0V5H2V6H0V14H8V18L9 19H11V21L10 22H8L7 20H8V18L6 19V21H7V29H8V31H10V33L8 32V36H7V33L5 32V27H4V25L2 26V24L0 23V28H2V30L0 29V32L1 33H3V35H4V37H3V35H1V33H0V37H2V38H0V42H1V40L3 41V39H4V48L1 46L2 44H3V42H2V44H0V54L3 56V54H5V52H7L6 54L8 55H6L5 54V59L7 58L8 60H7V62H6V60L4 61V60H2L3 59V57H1L2 59H0V67L2 66L3 68H1V70L0 71H2L1 73H6V71H7V73L9 74V76H10V89H13L12 87L14 86H16L18 89H19V87H20V89H19V91L18 90H16L17 88L15 87L14 89H13V93L12 92H10L8 95H9V100H10V110L11 111H18V113L17 112H11L10 111V117H12V118H10V120L12 119V120H14V117H15V120L14 121H10L11 123H10V158H11V160H10V163H5V160H4V158L2 159V158H0V160H1V163H0V179H1V181H0V186H2V187H0V189H5L4 191H5V194L3 193L4 191L3 190H0L1 192V194H0V196H1V198L2 197H6V198H2L1 200H3V202L4 203H2V204H5V203H7L8 201H10V202H8V203H10V205H7V206H10V208L8 209V207H6L5 208V210H4V213H2V212H0V220L2 219V218H4V219H6V217H7V219L9 220V217L8 216H10V220H12L13 218H16V220H18V222H19V226H17L18 228H16V227H14L15 226V223L13 224V223H10V220H9V222H6L5 221V223H4V221H0V224L2 223V224H4L1 228H0V230H6V231H4V233L1 231L0 233L2 234V237H1V234H0V259L2 258V262L4 263V264H15V259H16V257L15 256H17V258H19V257H22L21 259L23 260V261H25L26 260V257H27V260H30V257H38V258H36L35 257V261H37V262H39V263H37V262H34L33 263V259H31L29 262L28 261H26L27 262V264H43V263H40V260H38V259H40L39 257H45L46 258V256H47V258H46V261H48V262H51L52 264H86V261L85 260H88V261H90L91 260V262H93L95 259V254L94 255H91V251L93 250L92 249V244H91V242H92V240H91V237H88L87 236V234L88 233H85V232H88L87 230H90V231H93V232H98V231H103V232H98V233H100V234H103L104 232H105V234H107V232H109L107 235L109 236V238L111 237L112 238V241L113 242H116V244H120V243H122L121 245H119V246H124L123 248H121L120 247V250L121 249H123L124 250V252H125V250L126 251H128V250H130L128 253L129 254H131V256H133L132 258L133 259H135L136 260V262L135 263H137V264H140V262H141V264H144V260L142 261L141 260V258H139V254L143 257L144 255V257L146 258V255H148L147 256V258L146 259H149L150 261H151V259L152 258H154V259H156V260H158V259H161V257H162V259L163 260H165L166 258H167V260L168 259H170V258H173V259H176V264H191L194 260H195V262L197 261V259H198V257H197V255H196V257L194 256V254H193V256H192V253L190 254L189 252H187V253H185L184 251H189V250H187V249H189L188 248V246L186 245V244H190L189 245V247H190V251H191V248H192V246L194 245V242L196 241V238L198 239V235H199V231H197V230H199V228L202 230V228L201 227H203L202 225H205L206 226V228H204L203 227V229H205V230H202V231H204V233H202V236H203V234H204V236H205V234L207 235V233H205V231L207 232V229L209 230L210 228H212L213 226H215L217 229H214V228H212V231H213V233L211 232V229L209 230L211 233H208L209 235H207V236H203L206 240H204V238H202V236H200L204 241H201L200 240V242H201V244H199L198 245V247L200 248V250L202 251V252H204V253H202V256H203V254L205 255L206 254V252H205V250H207V253L209 252V254H206V257H207V259L209 258L208 256L211 254V252L213 253V251L214 250H217V251H214L215 253H213V254H215L214 256H218V258L216 259V257H214V259H215V261H216V264H232V263H230V260H232L235 264H236V257L234 258V256L236 255H233V252L230 250V248H228L227 246H228V244L226 243L227 241V238H228V235H225V234H228V233H230V240H231V242H232V244L234 245H237V244H239V245H242V246H244L245 244H246V240H247V236L246 235H249V234H252V235H257L255 238H251L252 239V242H254V244H256V245H258L259 243H260V241L264 238V182H262L261 183V181H260V179H261V177H260V175H259V173H257V172H259V171H256V173L258 174V176H256V173L255 172H253L252 170H256V169H258L257 167H259V169H261L260 170V172L261 171H263L264 169H263V163H264V161L262 160L261 162H257V163H255L256 161H260L261 159H264L263 157H264V133L262 134L261 133V131H263L262 129H256V128H254V127H251L252 125L250 124V126H247V125H249V124H247V123H249L250 122V119H248V118H246L244 115H238L236 118H231V120L232 119H236V120H238L239 121V124H240V121H244V123H242L241 122V125H240V127H239V124H238V126H236V125H234V126H236V128L233 126V125H229V126H231V127H229V128H226L227 130H225L224 131V134L227 136V138L229 139L228 140V142L226 143V148L228 147V146H230V147H228L230 150H231V148H234L233 150H231V152L230 153H232V154H230V155H232V157H234V158H232L231 156H228L227 158H224L222 161H223V163H222V161L220 160V163L219 162H216V160H218V158L216 157V158H213V157H211L212 155L211 154H205V153H207L208 151L205 149V148H208V147H212V148H214V149H212V151L214 150L215 152H216V150H215V147L217 146H215V144H214V146L215 147H213V143H214V141H215V134L214 133H212V132H210V133H212V134H210L208 131L209 130H211L210 128L208 129V127H207V129H206V127L205 126H207V125H205L204 126V128L203 127H199V128H193L194 129V131L195 132H193V130L191 131V132H189V131H187V133H182L181 131H183V129H179V130H181L180 132H181V134L180 133H176V134H170V132H163V134H164V136H166V137H164V139H166L165 141H164V139L162 140L163 142H165L164 144L165 145H163V143H161L160 145H159V143L155 140L157 137H158V135L157 134H155V132L154 131H152L151 129H146L145 128V130L143 129V133L145 134V133H147V134H145V137H144V134L142 133V131H140V133H133V135H135V136H133V138L132 139H130L131 140V142H130V140H129V142L127 141L126 143L127 144H130V145H128L129 147H127V145H126V143H121L122 145L120 146V148L122 149L121 150V152L120 153H122V152H128L127 153V157H128V161H126V160H123V158H120L119 156H120V154H116V153H114L113 152V150H111V149H106L107 150V152L105 151V150H102V151H100L102 148H100V147H102L101 145V143L99 142V143H97V135H98V131L96 132L95 130H86V134H83L82 132H84L85 130H82V131H78V127H75V126H77L75 123H72V122H70L72 119H75L73 116H75V115H73L72 116V114H75V113H70V114H68L70 117H69V119H68V115L66 114L65 116H62V118L64 117V119H65V121L66 122H64V120L61 118V116H60V122H59V124L58 123H54L55 124V128H56V130L58 131H55V133H51V132H54L53 130H50V133L48 134V135H46L45 134V131H47V130H45L46 128H44L45 126H46V124H44V123H46V122H48V121H46V120H44V119H40V121H36L34 118H32L33 116H35V118H37V113H38V111L36 112L34 109V107L32 106H30V104H29V101H25L24 102V99H25V97H26V95H25V92H28V91H31L34 87H33V85H34V83L35 82H37V83H35V85L37 86V87H35L36 89H38V88H40V86H41V84L42 85H44L45 84V82H43L42 83V79H40V77L42 76V72H44V71H46L45 69H50V68H52L50 65H49V68L47 67V68H40V69H43V70H40L39 69V67L41 66H39L38 68H37V66L41 63L40 61L41 60H39L38 59V56L41 54H39V52H40V50L41 51H43L44 52V46H43V50L42 49H40L39 47H41L42 48V44L41 43H43L44 41H43V39H42V41L40 42L39 40H38V38L39 39H41V35H39L41 32H43L44 30V32L43 33H41L42 35L44 34V33H47V31L46 30H48L49 31V29H47V28H43V30H42V28H36L35 30H33V31H35L34 33L33 32H28V31H25V29L27 28L28 29V27H27V24L25 23V25L24 24H22V23H24V22H20L19 20L17 21L16 19H23L24 17H25V19L26 20H28V19H30L31 18V10H32V6H31V2L30 1H32V0H25L27 3H29L30 5V7L27 5V4H23L24 2H23ZM45 1H47V2H49V0H45ZM44 1V2H45ZM51 1V0H50ZM19 2H21V3H19ZM18 4V5H17ZM22 4V5H21ZM11 5H13L12 7H11ZM14 5H17V6H14ZM48 5V4H47ZM24 6H26V7H24ZM11 7V8H10ZM21 7V8H20ZM202 7L204 8L205 6L204 5H202ZM17 8H19L20 10L22 9L23 11L22 12H19V11H17ZM29 9V10H28ZM31 9V10H30ZM26 10V11H25ZM30 11V12H29ZM25 12V13H24ZM200 13H201V10L199 11ZM9 13H12L11 15L9 14ZM13 13H15V15L13 14ZM28 13V14H27ZM30 13V14H29ZM200 13H197L196 12V14L197 15H199ZM195 13H194V15H196ZM19 16H20V18H19ZM14 17V18H13ZM16 17V18H15ZM27 17V18H26ZM12 18H13V20H12ZM14 21V22H13ZM15 21H17V22H15ZM12 22V23H11ZM18 22H20L21 23V25L24 27H26L25 29L23 28V27H21V25L18 23ZM9 23V24H8ZM12 25H11V24ZM18 23V24H17ZM233 23H236V24H238V22H233ZM230 24V23H229ZM236 24H234V25H236ZM14 25H17L16 27L14 26ZM18 25L20 26V29L19 28H17L18 27ZM234 25H233V27H234ZM255 25H257V26H259V27H262L261 26V22H255ZM2 26V27H1ZM232 26V25H231ZM256 26V27H257ZM4 27V28H3ZM232 27V28H233ZM251 27H253V25L251 26V24H250V26H248V27H244V28H242L241 29V31H239L240 33H236V32H238V30H234L235 31V34H234V31H233V36L234 37H237V36H241V33L242 34H244V32H246L249 28H251ZM10 28H12V29H10ZM14 28V29H13ZM16 28V29H15ZM247 28V29H246ZM21 30V32H23V33H21L20 34V31L19 30ZM24 29V30H23ZM39 29H41L40 31V33L38 32L39 31ZM14 30V31H13ZM11 32H17L16 34H19L18 35V37L17 36H15L14 37V34L13 33H11ZM38 34H37V33ZM29 33H33V34H35V36H33V34L31 35H29L30 37H28V36H25L26 34L28 35ZM221 33V34H220ZM220 33H217V35L219 34V35H222V34H224V33H222V32H220ZM228 33H229V31H228ZM227 32L225 33V34H228ZM9 34H11V35H9ZM15 34V35H16ZM230 34V33H229ZM214 36L216 35V34H213ZM10 36V37H9ZM20 36V37H19ZM37 36H38V38H37ZM40 36V37H39ZM6 37V38H5ZM12 37V38H11ZM17 37V39L16 40H14L15 38ZM22 37H24V38H22ZM26 37L28 38V39H26ZM31 37H35L33 40H35V42H34V44L30 41V43H26V42H28V40L31 38ZM43 37V36H42ZM14 38V39H13ZM5 39H7V40H5ZM38 40V42H36ZM5 41H6V45H8V47L7 46H5ZM10 41V42H9ZM14 41H16V42H14ZM24 41H26V42H24ZM9 42V43H8ZM8 43V44H7ZM13 43V44H12ZM15 43V44H14ZM37 43H40V44H38V45H40V46H38V48H37ZM16 44L18 45L17 46V48H15L16 47ZM30 44H32V45H30ZM183 44V43H182ZM9 45H11V46H9ZM12 45H13V47H12ZM15 45V46H14ZM28 45H29V47H28ZM35 45V46H34ZM22 46H23V50H24V52H23V50H22ZM34 46V47H33ZM6 47V48H5ZM27 47L29 48V50H30V52H32L33 50L34 51H38V52H32L31 54H30V52L28 53L27 51H26V49H27ZM33 47V48H32ZM36 47V48H35ZM231 47H236V46H231ZM1 48H3V49H7L6 51L5 50H3L2 51V49ZM11 48L13 49V53L15 54L14 56H13V54H12V50H11ZM32 50H31V49ZM16 49V50H15ZM18 49V50H17ZM36 49H38V50H36ZM9 51H11V52H9ZM15 51H16V53H15ZM18 51V52H17ZM22 51V52H21ZM25 52H27V54H25ZM39 55H38V54ZM48 53V52H47ZM43 54H45V53H43ZM11 55L13 56L12 58H14V59H11ZM17 55V56H16ZM28 58H27V57ZM30 56V57H29ZM31 56H33V58L31 57ZM34 56H37V57H34ZM125 56V57H124ZM123 57L124 58H126L127 57V55H124ZM24 57H26L25 59H24ZM19 58H21L22 60H20ZM36 58V61L38 62H36V61H34V63L36 64L35 66H33L34 65V63H33V65L32 64H29V63H31V62H28L29 60L30 61H32L33 62V60ZM123 58V60L124 61H126V60H131V58L130 59H124ZM128 58V57H127ZM11 59V60H10ZM19 59V60H18ZM24 59V60H23ZM139 59V58H138ZM10 60V61H9ZM18 60V61H17ZM9 61V62H8ZM16 61L17 62H19V64L20 65H18V63L16 64ZM23 62V64H22V62ZM27 61V62H26ZM57 60H55V63L56 64H58L59 62H56ZM252 61V60H251ZM27 63V65H26V63ZM2 63H4V64H2ZM54 63V62H53ZM52 63V64H53ZM54 63V65H56ZM251 63V62H250ZM42 64V63H41ZM51 64V65H52ZM94 64V63H93ZM4 65H5V67H4ZM6 65H7V67H6ZM12 65V66H11ZM23 65V66H22ZM26 65V66H25ZM30 65H32V68H30L31 66ZM90 65H92V63L90 64ZM116 65V64H115ZM18 66V67H17ZM29 67V69H28V67ZM14 67V68H13ZM16 67V68H15ZM20 67V68H19ZM23 68V70L21 71V69ZM26 67V68H25ZM35 67V69H33ZM42 67V66H41ZM13 68V69H12ZM17 69H20V71L19 72H17L16 70ZM27 69H28V72H29V74L27 73ZM30 69H32V70H30ZM38 70V71H37ZM13 71V72H12ZM14 71L15 72H17V74H15L14 73ZM33 71V72H32ZM34 71H35V75L36 76H34ZM37 71V72H36ZM42 71V72H41ZM32 72V74H33V76L30 74ZM41 74H39V73ZM215 72H216V76L218 77L217 79L215 78ZM214 73H212L211 74V76L209 77V76H199V77H197V78H195V79H197V81L195 82V79H193V78H188V81H187V83H184L183 84V87L186 85V87L188 88L189 86H190V84H188L189 82H195V83H193V85L194 84H198V86H200V88L202 89V85L203 84H205V82H211V86H212V91H213V88H214V86L216 87V88H214V89H216V90H214L215 92L216 91H218L219 89L220 90H223L222 89V86H224V85H226V84H228L227 82H228V80H226V78L225 79H223V77H222V74H219V71H215ZM22 73V75L20 76V74ZM38 73V74H37ZM57 73H59V71L57 72ZM222 73V72H221ZM19 74V75H18ZM27 74V75H26ZM60 74V73H59ZM18 75V76H17ZM25 75H26V77H25ZM30 75V79L31 78H33V79H31V81H29V80H27V81H25L24 82V80H26L27 78L29 79V77H27V76H29ZM39 75H40V77H39ZM212 75H213V77H212ZM22 76H24V77H22ZM23 79H21V78ZM35 77V78H34ZM203 77V78H202ZM211 77L213 78V79H211ZM25 78V79H24ZM36 78H39V79H37L36 80ZM205 78V79H204ZM206 78H207V80H206ZM210 80H209V79ZM190 79H191V81H190ZM16 80H17V83H16ZM206 80V81H205ZM212 80V81H211ZM213 80L215 81V82H213ZM219 80V81H218ZM220 80H222V82L223 83H219L220 82ZM14 81H15V83H14ZM216 81H218V83L216 82ZM227 81V82H226ZM21 82V83H20ZM31 84H30V83ZM33 82V83H32ZM20 85H19V84ZM30 84L31 86H32V89H31V86H30V88H28V85H26V84ZM39 83H41V84H39ZM19 85V87L17 86V85ZM38 84V85H37ZM227 86V85H226ZM27 88V89H26ZM193 89H195V88H191V90H193ZM26 90V91H25ZM28 90V91H27ZM3 91V90H2ZM17 91V92H16ZM204 91V89L202 90V94L205 96V91ZM211 91V90H210ZM14 92H16V93H14ZM21 92V93H20ZM12 93V94H11ZM19 93V94H18ZM18 94V95H17ZM108 95V94H107ZM114 94L112 93V95H110V97H112ZM17 96V97H16ZM25 96V97H24ZM23 97H24V99H23ZM218 97V96H217ZM26 100V99H25ZM50 100V99H49ZM48 100V101H49ZM71 100V99H70ZM72 101V100H71ZM245 101V100H244ZM243 101V102H244ZM17 102V103H16ZM24 102V103H23ZM26 103V104H25ZM202 103V102H201ZM25 104V105H24ZM114 104V103H113ZM19 106V107H18ZM31 107V109H29L30 107ZM245 106V105H244ZM26 107H28L27 108V110H24ZM77 107H78V109L80 110V109H82V105H80V107H79V105H77ZM247 107V106H246ZM76 108V107H75ZM207 109V108H206ZM76 110H77V108H76ZM21 113H20V112ZM26 111V112H25ZM32 111L34 112L35 111V114L34 115H32L31 113H32ZM12 113H16L17 115H19L18 117H17V115L16 114H12ZM20 113V114H19ZM25 113H27V114H25ZM37 114V115H36ZM13 115H14V117H13ZM25 115L27 116V118L28 119H26L25 118ZM62 115H64V114H62ZM230 115V113H228V115H226V117L227 116H229ZM233 116H234V113L232 114ZM57 117V116H56ZM204 117V116H203ZM242 117H244L243 118V120H242ZM58 118V117H57ZM72 118V119H71ZM208 118V117H207ZM21 119V120H20ZM32 119H34V121L32 120ZM77 119V118H76ZM79 119H81V120H79ZM78 119V121L77 122H84L85 120H83L82 118H79ZM142 119H143V117H142ZM142 119H140V121L142 120ZM228 119V118H227ZM226 119V120H227ZM239 119H241V120H239ZM24 120H25V122H24ZM32 120V121H31ZM57 120V121H58ZM102 120H103V118H102ZM247 121V123H246V121ZM16 121V122H15ZM37 122V124H36V122ZM42 121V122H41ZM142 121H145L144 119L142 120ZM228 121H229V119H228ZM238 121L236 122V123H238ZM27 122V123H26ZM34 123L35 122V127L33 126L32 127V123ZM56 122V121H55ZM64 122V123H63ZM86 122V121H85ZM84 122V123H85ZM13 123V126L11 125ZM60 123H61V125L62 126H60ZM63 123V124H62ZM82 123H80V124H82ZM83 123V124H84ZM42 124V125H41ZM243 124V125H242ZM29 127H28V126ZM34 125V124H33ZM245 125V126H244ZM12 126V127H11ZM57 126L58 127H66V128H64L65 130H63V128H62V134H59V133H61V128H57ZM80 126V125H79ZM247 126V127H246ZM44 129H43V128ZM245 127V128H244ZM249 127V128H248ZM54 128V129H55ZM200 128H202L203 130L204 129H206V132H205V130H204V132L206 133V134H204L203 133V130L202 129H200ZM13 129V130H12ZM18 129V131L19 132H21L20 134L18 133V131H16L15 132V130H17ZM28 129V130H27ZM43 129V130H42ZM195 129H197V130H195ZM235 129V130H234ZM240 129V130H239ZM250 129V130H249ZM21 130H24V132L27 134L28 133V136H27V138L25 137V135L26 134H24L23 133V131H21ZM67 130H69V131H67ZM148 130H150V132L148 131ZM200 130H202V131H200ZM229 130V131H228ZM245 130H249L250 131V133L248 134V131H247V133L245 132ZM254 130V131H253ZM258 132H257V131ZM261 130V131H260ZM44 131V136L41 134V132H43ZM65 131V132H64ZM95 132V134L93 133V134H91L90 132ZM232 131V132H231ZM241 131H242V133H241ZM244 131V132H243ZM67 132H68V134L70 135V136H68V134H67ZM152 132V133H151ZM153 132H154V134H153ZM222 132V131H221ZM226 132H230V133H226ZM235 132V133H234ZM252 132V133H251ZM260 132V133H259ZM264 132V131H263ZM13 133V134H12ZM23 133V137H22V134ZM37 133L39 134V136L37 135ZM47 133V132H46ZM64 133V134H63ZM66 133V134H65ZM73 135H71V134ZM80 133H82L83 135H82V137L83 138H81V134ZM85 133V132H84ZM96 133H97V135H96ZM109 132H107V135L109 136L110 134H108ZM165 133H166V135H165ZM189 133H191L190 135H189ZM218 133H220V131L218 132ZM239 133V134H238ZM243 133H245V135L247 136V137H245L244 138V134ZM19 134V136H20V138L19 137H17V135ZM35 134V135H34ZM89 134H91V138H93L94 136H96V139H95V137L93 138V140H91L90 139V141H92L93 142V144L95 143V145H92V142H87L88 140L87 139H89V138H87V136H89ZM136 134H137V136L138 137H140V138H143V139H141V141L140 140H138V137L136 136ZM140 134V135H139ZM149 134H151L150 135V137H149ZM161 134H162V132H161ZM170 134V135H169ZM184 134V135H183ZM198 134V135H197ZM203 135V136H199V135ZM209 134V135H208ZM249 135V137H248V135ZM256 134V135H255ZM61 135V136H60ZM64 135V137H62ZM84 135H86V138H84L85 136ZM92 135H94V136H92ZM142 135H143V137H142ZM147 135H148V137H147ZM156 135V136H155ZM167 135H168V137H167ZM178 135H180V137H182V138H179V136ZM196 135V136H195ZM205 135V136H204ZM230 135V136H229ZM231 135H233V136H231ZM257 137H255V136ZM259 135H261V136H259ZM262 135H263V138H261L262 137ZM36 136V137H35ZM44 137V139H43V137ZM52 136V137H51ZM66 136V137H65ZM152 136L153 137H155V138H153V139H151L152 138ZM214 136V138L213 139H211L210 137H213ZM46 137V138H45ZM51 137V138H50ZM61 137V138H60ZM72 137H74L75 138V140H77L78 141V138H81V142H80V144H78V142H76L75 143V140L72 138ZM169 137H171V138H169ZM184 137V138H183ZM197 137H200V138H198L199 140H197L196 138ZM206 137V138H205ZM231 137H232V139H231ZM235 137V138H234ZM239 137H243L244 139H245V143L246 144H248L247 146H246V144L245 143H243L242 141L244 140L243 138L242 139H240ZM252 137V138H251ZM16 138L18 139V141H16ZM24 138V139H23ZM36 138V139H35ZM136 138H137V141H136ZM151 139V141H147V140H150ZM177 138H179V139H181V140H179V139H177ZM189 138H191V139H194L195 141H196V143H194V145H193V149L192 148H190V144L188 143V139ZM203 139V141H204V139H205V141H206V143L204 142L203 143V141H201L200 139ZM249 138V139H248ZM259 138V139H258ZM27 139V140H26ZM46 139V140H45ZM51 139V140H55L56 142H53V141H51V143H50V141L49 140ZM86 139V140H85ZM96 141H95V140ZM146 139V140H145ZM168 139V140H167ZM171 139H173V140H175L174 141V144H173V141L171 140ZM209 141H208V140ZM211 139V140H210ZM236 140V142H235V140ZM240 139V140H239ZM248 141H247V140ZM258 139V140H257ZM26 140V141H25ZM30 140V141H29ZM68 140V141H67ZM70 140V141H69ZM74 142H73V141ZM132 140H134L135 142L134 143H136L135 145L136 146H138V147H136L135 145H134V143H133V141ZM144 140V141H143ZM153 140V141H152ZM154 140L156 141L155 143H158V148H157V146H155V144H154ZM184 140V141H183ZM251 140V141H250ZM262 142H261V141ZM27 141H29V142H27ZM37 141V142H36ZM41 141H44V143L43 142H41ZM47 141V142H46ZM58 141V142H57ZM84 141L86 142V143H88V144H83L84 143ZM166 141H168L167 143H166ZM181 141V142H180ZM182 141H183V144H182ZM198 141V142H197ZM213 141V142H212ZM227 141V140H226ZM247 141V142H246ZM18 142H20V143H18ZM56 143V144H58L57 145V147H56V149L57 148H60V150L59 149H57V150H54V146H53V143ZM71 143V142H73V143H71L72 144V146H71V144L70 145H68V143ZM144 142H145V144H144ZM147 142V143H146ZM149 142H151V143H149ZM169 142H171V145L169 144ZM180 142V143H179ZM201 143V146L202 145H204V146H202L204 149H202V147H199L200 146V143ZM208 142V143H207ZM212 142V144H210ZM235 142V143H234ZM239 142H241V143H239ZM249 142V143H248ZM261 142V143H260ZM23 143H26V144H24V146L26 145V148L25 147H23ZM28 143V144H27ZM63 144V145H61V144ZM66 143V144H65ZM91 143V144H90ZM144 144L143 146V149L140 147V146H142V144ZM234 143V144H233ZM237 143V144H236ZM243 143V144H242ZM20 144L22 145V148H24L25 150L28 148L29 149V153L31 154H29L31 157L32 156H34V158L35 157H37V161H36V159H32L28 154H26V153H28L27 151H28V149H27V151L25 152V150L24 149H22L21 150V147H20ZM56 144H55V146H56ZM74 144V145H73ZM75 144H78V145H76V147H75ZM126 145V147H127V149H130V152L126 149V147H124L125 145ZM139 144V145H138ZM141 144V145H140ZM150 144V145H149ZM181 144V145H180ZM187 144H189V145H187ZM196 144H197V146H196ZM205 144H207V146L205 147ZM210 146H209V145ZM19 145V146H18ZM50 145H52L53 147H51ZM59 145H61V146H59ZM80 145V147L83 149V150H85V147L87 146L88 148H92V146H93V148H92V152L94 153V155H95V153L97 152V151H95V148H96V150H98V152L100 151V154H103L104 155V152H105V155H104V157L103 156H101V155H99V153L97 152L96 153V158H98L99 157V160L101 159V157L102 158H104V160H106L107 161V159H106V157H107V155H108V159H112V160H108L106 163V165H104L105 163V161L103 162V159H102V161H100V163H98V161L96 160V161H94V162H92L91 163V161H89V160H87V158H86V156H85V154L83 155L82 154V152L84 153L85 151H83V150H81V148L80 149H77V147ZM98 145H100V146H98ZM124 145V146H123ZM134 147H133V146ZM149 146V148L147 147V146ZM161 145H163L162 147L165 149V151H164V149L161 147ZM171 146V147H173V148H169V146ZM181 147H180V146ZM185 145H187V149H185L186 147H185ZM233 145H234V147H233ZM242 145V146H241ZM245 145V146H244ZM69 146V147H68ZM95 146H97V147H95ZM145 146H146V148H148V149H146L145 148ZM152 146V147H151ZM155 147V149H153L154 147ZM168 146V147H167ZM184 146V152H185V150L187 151V155H186V160H185V162L186 163H184V162H182V161H177V158H179L180 156H181V148ZM232 146V147H231ZM237 146V148H235ZM17 147H18V151H17ZM34 147V148H33ZM51 147V149H53V150H51V149H49ZM95 147V148H94ZM136 149V153H137V150L139 149L140 150V148H141V150H140V152H142V154H138L139 155V157L138 156H135V151H134V149ZM150 147L152 148V150H153V152H152V150H150ZM159 147H161L162 149H161V151L159 150ZM166 147V148H165ZM196 147L198 148V149H196ZM243 147H246V148H243ZM250 148V151L251 152H253L254 153V155H253V153H251L250 151H249V148ZM251 147H252V149H251ZM31 148L33 149L32 150V152H31ZM67 148V152L64 150V149H66ZM73 148H75V149H73ZM145 148V149H144ZM157 148V149H156ZM167 148H169L170 150H171V154L169 153L170 152V150L169 149H167ZM243 148V149H242ZM2 149V151L4 152L5 151V149H4V146H2V147H0V150ZM45 149V151H44V153H43V150ZM63 149V150H62ZM169 151L168 153H167V150ZM174 149H175V151H174ZM223 149V148H222ZM244 149H248L246 152H249V153H245V151H244ZM254 149V150H253ZM256 149V150H255ZM16 150V151H15ZM39 150H40V152H39ZM71 150H73V151H71ZM76 150H78V152H81L80 154H77L78 152H75L74 153V151H76ZM94 150V151H93ZM139 150H138V152H139ZM146 150H148L149 152L147 153V151ZM156 150V151H155ZM159 150V151H158ZM176 150H177V152H176ZM237 150V151H236ZM239 150V151H238ZM243 151V153L244 154H247V155H244L242 152H240V151ZM259 150V151H258ZM262 150V151H261ZM1 151V152H2ZM21 151V152H20ZM50 151V152H49ZM54 151V152H53ZM59 151V152H58ZM60 151H61V153H60ZM63 151V152H62ZM112 151V152H111ZM143 151H145V153H147V154H145ZM152 153H151V152ZM154 151H155V153L157 154H155L154 153ZM163 151H164V154L165 153H167L168 155H169V157H168V159L166 158V156H168V155H164V154H162L163 153ZM194 151H195V154L197 153V152H199L198 154H194ZM201 151V152H200ZM203 151H207V152H203ZM213 151V152H214ZM219 151V150H218ZM217 151V152H218ZM232 151H234V152H232ZM257 152V154L255 155V152ZM263 153V154H261V152ZM1 152H0V154H1ZM19 153L18 154V156L20 155H22L19 159H17V161H19V160H21L22 159V157H23V159H22V161L24 160V161H26V164H24V162H22V161H19V162H17L16 164H14L13 163V161H12V158H15L14 157V155L16 156L17 154H15V153ZM52 152L54 153V154H52ZM66 152V153H65ZM101 152H103V153H101ZM193 153L192 155L190 154V153ZM204 154H203V153ZM22 153V154H21ZM26 154V156H25V154ZM60 153V154H59ZM107 153V154H106ZM109 153V154H108ZM133 153V154H132ZM144 153V154H143ZM162 154V155H159V154ZM200 153H202L201 155L203 156H205V158H204V156L202 157H198V156H200L199 154ZM219 153V152H218ZM236 153H241L240 155L239 154H237V155H239V157H243V159H244V156L247 158V160L249 159V161H247L246 160V158H245V160H243V159H240V160H243L242 162L244 163H241V161L239 160V157L238 156H236ZM260 153V154H259ZM5 153H3V155H4ZM41 154H43V157H42V155ZM45 154V155H44ZM46 154L48 155V157H45L44 158V156H46ZM51 154V155H50ZM63 154V155H62ZM73 154H75V157H74V155ZM78 156H77V155ZM115 154V155H114ZM128 154L130 155V156H128ZM149 154H151V155H149ZM155 155V158H152L151 156H153L154 157V155ZM176 154V156H174ZM233 154H235L234 156H233ZM35 155H37V156H35ZM56 155H58L57 157H56V160H57V158H58V160L57 161H52V160H54L55 159V156ZM69 157H68V156ZM80 155H82L83 157H81ZM109 155H110V157H109ZM113 157H112V156ZM117 155V156H116ZM142 155L144 156H148V157H151V158H149L148 159V157L146 156H144V157H142ZM189 155H190V158H189ZM207 155V156H206ZM209 155H211L209 158H208V156ZM244 155V156H243ZM260 155V156H259ZM1 156H2V154H1ZM0 156V157H1ZM5 156V155H4ZM3 156V157H4ZM52 156H54V157H52ZM60 156L62 157V158H60ZM64 156H65V158L66 157H68V158H64ZM101 156V157H100ZM131 156H133V157H131ZM136 158H135V157ZM162 156V157H161ZM163 156H165V157H163ZM171 156V157H170ZM173 156V157H172ZM193 156V157H192ZM238 157V158H236V157ZM253 156H255V157H253ZM262 156V157H261ZM24 157H29L30 158V160H28V159H25ZM39 157L41 158V159H39ZM71 157V158H70ZM73 157H74V159H73ZM76 157H78V158H76ZM80 157V158H79ZM130 157V158H129ZM158 157V158H157ZM195 157V158H194ZM207 157V158H206ZM229 157H230V159H233V161L232 160H229ZM250 157H252L251 159H250ZM258 157V158H257ZM17 158V157H16ZM43 158H44V160L46 161H43L42 162V160H43ZM50 158V159H49ZM52 158V159H51ZM81 158H82V160H81ZM114 158L117 160V162H115L116 160H114ZM142 158V159H141ZM169 158H170V163H168V160H169ZM194 158V159H193ZM199 158H200V160L202 161H199ZM203 158V159H202ZM216 159V160H213V159ZM261 158V159H260ZM32 159V160H31ZM67 159L69 160V162H71V163H69V162H67ZM75 159H77V161L75 162ZM83 159H84V161H83ZM142 161H141V160ZM152 159V161H150ZM155 159V160H154ZM160 159V161H161V159L164 161V163L166 162V164L164 165V163H163V161H158V160ZM174 159V160H173ZM193 159V160H192ZM196 159V160H195ZM207 159L208 160H210V161H213L212 163H214V164H216V165H211L210 166V164L209 165H207L206 166V164L208 163V161H207ZM212 159V160H211ZM228 161H227V160ZM259 159V160H258ZM49 160V161H48ZM59 160H60V162H59ZM64 160H66V163L65 162H63ZM72 160V161H71ZM135 160V161H134ZM156 160L158 161V162H156ZM198 160V161H197ZM203 160H205V161H203ZM218 160V161H219ZM234 160H235V162H234ZM237 160V161H236ZM16 161V160H15ZM33 161H36L35 162V164H34V162ZM74 161V162H73ZM80 161H82V162H80ZM86 161L88 162V163H86ZM143 161H145V163H142ZM153 161L155 162V163H153ZM187 161H188V163H187ZM209 161V163H211ZM215 161V162H214ZM232 162L231 164L229 163V162ZM239 161V164L240 165H238V163L236 164V162H238ZM251 161H252V163H255V166L254 165H252V163H251ZM254 161V162H253ZM20 162H21V164H24V165H27V167L25 166V168L23 167V169H22V166H21V164H20ZM27 162H33V164H34V166H33V164L31 165L30 163H29V166L30 167H28V163ZM42 162V163H44V164H40V163ZM61 164L62 162V165L64 166V167H67V169L66 168H64L63 166H61L59 163ZM108 162H112V164H110V163H108ZM116 163L115 165L113 164V163ZM120 162V163H119ZM134 162H135V164H134ZM140 162V163H139ZM148 162V163H147ZM150 162H151V164H153V165H151L150 164ZM197 162V163H196ZM199 162H201V164H203V165H201ZM205 163V166H204V163ZM226 162V163H225ZM18 163L20 164V165H18ZM51 163H52V165L54 164V166H52L51 165ZM69 163V164H68ZM75 163L77 164V166L75 165ZM81 163V164H80ZM82 163H84V164H82ZM103 163V164H102ZM147 163V164H146ZM156 163H158V166L157 165H155ZM161 163H163V165H161ZM178 163V164H177ZM217 163H219V164H217ZM227 163H228V165H227ZM233 163H234V165H233ZM251 163V166L250 165H248L247 166V164H250ZM258 163H261V164H258ZM10 164V165H9ZM36 164H38V167L40 166V169L39 168H36L35 167V165ZM46 164V165H45ZM64 164H68V166L67 165H64ZM70 164H74L73 166H72V168L70 167L71 165ZM86 164V165H85ZM90 164V165H89ZM93 164V165H92ZM101 164V165H100ZM110 164V165H109ZM120 164H122L123 166H125V167H120L119 165ZM128 164V165H127ZM133 164V165H132ZM151 165L150 167H149V169H150V171H152V173L150 174V173H147V172H149V169L147 170V168L144 166V165ZM168 164V165H167ZM174 164V165H173ZM192 164V165H191ZM235 164H236V168H237V166H239L237 169H240L238 172H234V171H237V169H232V168H235V167H232L231 165H233V166H235ZM259 166H258V165ZM23 165V166H24ZM49 165V166H48ZM70 165V166H69ZM81 165V166H80ZM82 165H83V167L85 168L84 170H83V168L81 169V167H82ZM89 165V167L87 168V166ZM110 166V171H112V172H114V178L113 177H111L112 176V173H109L110 171H109V167L107 168V166ZM111 165H112V170H111ZM116 165H118L117 167H116ZM139 165V166H138ZM161 165V166H160ZM166 165L167 166H171V169L169 168V167H166ZM180 165V166H179ZM189 165H190V167H189ZM198 165H200L199 167H198ZM218 165V166H217ZM219 165L221 166V167H219ZM223 165H225V166H223ZM230 165V166H229ZM242 165V166H241ZM245 165V166H244ZM21 167L20 169L18 168V167ZM37 166V165H36ZM59 166H61V167H59ZM105 166V167H104ZM134 166V167H133ZM143 166V167H142ZM156 168H155V167ZM165 166V167H164ZM208 166H210L211 168H209V169H207V167ZM212 166H217V167H212ZM250 166V167H249ZM252 166H254L255 167V169H252V168H254V167H252ZM3 167H5V168H3ZM32 167V168H31ZM33 167H34V169H33ZM42 167V168H41ZM56 169H55V168ZM60 169V170H58V168ZM70 167V168H69ZM78 167H80V168H78ZM95 167V168H94ZM122 168V169H120V168ZM133 167V168H132ZM145 167V168H144ZM153 168V170H152V168ZM158 167H160L159 169H158ZM164 167V171H167L164 175L162 174V176H160L159 177V179H157V181L159 180L160 181V183H159V181L157 182L156 181V184L154 183L155 182V180H154V182H152V186L150 187L149 185L151 184H149V182H148V180L151 182L152 180H153V178L154 177H152V176H154L155 174V179L159 176V175H161V173H163V172H161V173H159V171H161L162 169L161 168H163ZM226 167V168H225ZM241 167H246V168H242L241 169ZM44 168V170H43V172L44 173H42L41 172V170ZM64 168V171L63 170H61V169H63ZM87 168V169H86ZM90 168V169H89ZM116 168H117V171L115 172L114 170H116ZM119 168V169H118ZM126 170H125V169ZM167 168H169V170L167 169ZM206 168V169H205ZM220 168H222L224 171H222V169H220ZM248 168H250L247 172H244L243 173V171H245V169H248ZM2 169V170H1ZM4 169V170H3ZM5 169H6V171H5ZM9 169H11V170H9ZM54 169V170H53ZM65 169L67 170V171H65ZM73 169L75 170V173H72V172H74L73 171ZM81 169V171H79ZM103 169V170H102ZM125 170L126 171V173L125 172H121V170ZM134 169V170H133ZM140 169V170H139ZM146 169V170H145ZM155 169H157L156 170V173H153V171H155ZM175 169V170H174ZM182 169H184L183 171H182ZM195 171H194V170ZM202 170V171H197V170ZM205 169V170H204ZM211 169V170H210ZM213 169L214 170H216V171H213ZM231 169H232V171L233 172H231ZM258 169V170H259ZM35 170H38V171H35ZM40 170V171H39ZM46 170L48 171H51L52 173H47L46 172ZM58 171V173H57V171ZM70 170H72V171H70ZM83 170V171H82ZM94 170H96V171H94ZM106 170V171H105ZM128 170V171H127ZM136 170V171H135ZM144 170V171H143ZM180 170V171H179ZM211 172H213V173H211ZM2 171H4L3 173H2ZM8 171V172H7ZM10 171V172H9ZM61 171V172H60ZM105 171V172H104ZM107 171H108V173H107ZM146 171V172H145ZM157 171H158V174H157ZM170 171V172H169ZM205 171H206V173H205ZM208 171V172H207ZM222 171V172H221ZM228 171H230V173L231 174H229L230 176V178L227 176V174L229 173ZM242 171V172H241ZM249 171H252L251 173H252V175L250 176V177H248L249 178V180L250 181H252V180H254L253 182H251V185L254 187V189H255V191L253 192V191H251L252 190V188L253 187H251V185L250 186H247V185H245L246 184V179H245V175L247 174V173H249ZM34 172L36 173V175H38L39 173H42V175L41 174H39L38 176H39V178H41L40 179V182L38 181V180H35L34 181V179H37L38 178V176H36V177H34L35 176V174H34ZM39 172V173H38ZM49 174V176H51V174L53 175V177L54 178H52V176L51 177H49V176H47V174ZM60 172V173H59ZM71 172V173H70ZM86 172V173H85ZM89 174H88V173ZM120 172H121V175H120ZM129 172V173H128ZM176 172V173H175ZM177 172H178V174H177ZM199 172V173H198ZM203 173L204 172V175H206V176H204L203 177V174H200V173ZM215 172V173H214ZM225 172V173H224ZM8 173V174H7ZM34 175H33V174ZM62 173V176L60 175ZM103 173V174H102ZM117 173H118V175H117ZM134 173H135V175L137 176H134ZM143 173H144V175H143ZM184 174V177H186V178H184L183 176L181 177V175H183ZM196 173H198V174H196ZM222 173H224V174H222ZM241 173H243L242 175H240ZM255 173V174H254ZM264 173V172H263ZM263 173L261 172L260 174H262L263 175ZM146 174H147V177H146ZM149 174V175H148ZM154 174V175H153ZM170 175V174H172L171 176H168V175ZM177 176H176V175ZM196 174V175H195ZM209 174H210V176H209ZM220 174V175H219ZM222 174V175H221ZM234 174H237V175H234ZM253 174H254V176H253ZM10 175V176H9ZM41 175V176H40ZM43 175L45 176H47V177H49L48 179H49V181L52 179V181H48V179H46L45 177H43ZM56 177H55V176ZM57 175H58V177H57ZM63 175H64V178H65V182H64V178H63ZM75 175V176H74ZM91 175V177L89 178V176ZM93 175V176H92ZM94 175L96 176V178L94 177ZM110 176L111 178H109V176L108 177H105V176ZM115 175H117V177L115 176ZM120 175V176H119ZM124 175V176H123ZM126 175V176H125ZM150 175H152L151 176V178H152V180L150 179ZM186 175V176H185ZM199 175V178L198 177H196L195 178V176H198ZM208 175V176H207ZM216 175L219 177V178H216ZM233 175V176H232ZM4 176H9L10 177V180H9V177L8 178H4ZM65 176H67V177H65ZM86 176H88L87 178H86ZM100 176V177H99ZM149 176V177H148ZM165 176V177H164ZM241 176V177H240ZM92 177H94V178H92ZM121 177H123V178H121ZM125 177H126V179H127V181L126 180H124V183L126 182V184H123V180L122 179H125ZM134 177H136V180L134 179ZM163 177V179H160V178H162ZM180 177H181V179H183L182 181H184V180H186L187 181V185L185 184L186 183V181H184L185 183L183 184V182L182 181H180L181 183H179L178 184V181L179 180H181L180 179ZM200 177H201V179H203V178H205V177H208L206 180L208 181L207 182V184H209V186H207L206 185V187H208V188H204L203 190L204 191H202V189L198 186L197 187V182H193V179L195 180V179H197V180H195V181H200L201 179H200ZM226 177H228V178H226ZM235 177V181H237V182H235L234 181V178ZM239 177V178H238ZM45 178V179H44ZM51 178V179H50ZM62 178H63V180H62ZM86 178V179H85ZM89 178V179H88ZM115 178L117 179V181L116 182H114L115 181ZM119 178H120V181H122L121 183H119L118 182V180H119ZM130 178V179H129ZM149 178V179H148ZM214 178V179H213ZM244 178V180H242V179ZM251 178V179H250ZM10 181H8V180ZM54 179V180H53ZM58 179V180H57ZM80 179V180H79ZM91 179H93L92 181H90ZM97 179V180H96ZM107 179V181H105ZM113 179H114V181H113ZM209 179V180H208ZM216 179H219L218 181L216 180ZM237 179H239V180H237ZM9 182H7V181ZM25 180V181H24ZM59 180H60V182H59ZM82 180V182H86L85 183V185L86 186H84L83 185V183L81 184V181ZM96 180V181H95ZM131 180V181H130ZM132 180H134V181H136V182H134V181H132ZM168 180V181H167ZM205 180V179H204ZM213 180V181H212ZM214 180H215V182H214ZM223 180H224V182H225V180H227L226 181V185L224 184V182H223ZM242 180V181H241ZM34 181V182H33ZM43 181V183H45L46 184V186L47 187H45V186H43L42 187V182ZM48 181V182H47ZM58 183H56V182ZM109 181V182H108ZM256 181V185H255V182ZM26 182V183H25ZM36 183L37 184V182H38V184L39 183H41V184H39V186L40 187H42V188H45V189H41V188H39V190H37L36 191V189H37V187H39V186H35V184H32V183ZM73 183V185H72V183ZM139 182V183H138ZM161 182H163L164 184L162 185L161 184ZM210 182H212V184H216L217 185V188L215 187L214 188V186H215V184L214 185H212ZM230 182H234V183H237L238 185H236V186H238L240 189H238L236 186H235V188H237L236 190H235V188H234V186L233 185H235L234 183H232L233 185H228V184H230ZM239 182V183H238ZM22 184V186H20L19 184ZM24 183V184H23ZM62 183V184H61ZM93 183H95V185L97 186H95ZM135 183H138V185L137 184H135ZM157 183H159V184H161L160 186H161V188H160V190H158V188H159V184L157 185ZM165 183H166V185H165ZM218 183V184H217ZM5 184V185H4ZM9 184V185H8ZM16 184V186H20V188L21 187H23V186H25V187H23L22 189H20L19 191H18V187H16V186H14V185ZM18 184V185H17ZM31 184H32V186H31ZM68 184V185H67ZM75 184V185H74ZM91 184V185H90ZM104 184V185H103ZM130 184V185H129ZM134 184V185H133ZM142 184H143V186H142ZM147 186H146V185ZM153 184L154 185H157L155 188L153 187ZM194 184V185H193ZM261 184V185H260ZM30 185V186H29ZM59 185V186H58ZM100 185V186H99ZM116 185V186H115ZM123 185L125 188H122L121 186ZM169 186L168 188H170V189H167V187H164L166 190H163V187L162 186ZM184 185H185V187H187L188 188V186H189V190H185V189H187V188H185L184 187ZM210 185H212V186H210ZM81 186V187H80ZM88 186V187H87ZM90 186V187H89ZM108 188V191L107 192H104L105 190H107V188ZM114 186V187H113ZM117 186H118V188L120 187V189H118L117 188ZM227 186H229V187H227ZM231 186H233L232 188V190H231ZM247 186V187H246ZM9 187H10V189H9ZM16 187V188H15ZM54 187V188H53ZM71 189H70V188ZM93 187H95V188H93ZM105 187V188H104ZM116 187V190L114 189ZM142 187H143V193H142V191H141V189H142ZM148 187V188H147ZM152 187H153V189H152ZM211 187H212V189H211ZM229 188L228 190H230V194H229V192H227V189L225 190L224 188ZM244 187H246V188H248V189H246V188H244ZM34 188V189H33ZM48 188V189H47ZM53 188V189H52ZM81 188V189H80ZM86 189V190H84V189ZM98 188H102L101 190H99ZM113 189V193H110V191L112 192V190L111 189ZM127 188V190H125ZM133 188V189H132ZM139 189V191L140 192H138V189ZM145 188V189H144ZM185 188V189H184ZM198 188V189H197ZM11 189H13L12 191H11ZM14 189H16V190H14ZM50 189V190H49ZM52 189V190H51ZM83 189V190H82ZM103 189H105V190H103ZM122 189V190H121ZM128 189L130 190V192L133 194V196H132V194L130 193V192H127L128 191ZM131 189H132V191H131ZM135 189H136V191H135ZM149 191H148V190ZM150 189H151V191L154 193V190L155 191H159L160 193H159V195H158V192H157V195L156 194H153L152 193V195H151V191H150ZM194 189V190H193ZM196 189H197V191H196ZM225 190V192H223L224 194H222V190ZM7 190H8V195H10L11 196V198H10V196L8 197V195L6 196V193H7ZM22 190V191H21ZM24 190H25V192L28 194V193H30L32 196H31V198L26 194L25 195V192H24ZM41 190H42V193L40 194L39 192H41ZM48 192H47V191ZM70 192H69V191ZM92 190V191H91ZM95 190V191H94ZM103 190V192L101 193V191ZM116 191V193H117V190L118 191H120L119 193H121V191H122V193L120 194L121 196H123L124 194L123 193H125L126 194V196H123V198L124 197H127L128 195H130V196H128V197H130V198H118L119 200H121V199H123V200H121L122 202H124V203H128V204H126V205H128V207L129 206H131L130 208L131 209H133L134 208V210H132V211H134L133 213H135V215L132 213V212H130V208H128V210H126L127 208L125 207V206H123V204L121 205V204H118V202L119 203H121L118 199H116L117 198V196L118 195H116L115 194V191ZM127 192V193H129L128 195H127V193L125 192V191ZM162 190V191H161ZM167 190H169L170 192H168V194L166 195V193H163V192H165V191H167ZM198 190H199V192H198ZM205 190H207V192L208 191H210V190H212L211 192H205ZM214 190V191H213ZM257 190V191H256ZM14 191H15V193H14ZM49 191H51L50 192V194H49ZM64 191H68L67 193H65V195H63L64 193L63 192ZM85 191V192H84ZM94 191V193L93 194H91L92 192ZM96 191H98V194H97V192ZM99 191H100V193H99ZM135 191V192H134ZM146 191V192H145ZM147 191H148V193H147ZM172 191V192H171ZM186 191H189V192H186ZM202 191V192H201ZM219 191L221 192L220 193V195L222 194V198L223 199H221L220 197H219ZM233 191V192H232ZM32 192V193H31ZM43 192H45V193H43ZM71 192H73V193H71ZM76 192V193H75ZM109 192V193H108ZM144 192H145V194H144ZM190 192H192V193H190ZM201 192V193H200ZM205 193V195H207V194H209L210 193V195H207V198L209 199V201H210V203H207V202H209V201H207V200H205L206 201V204H205V201L203 200V199H206V197L204 198V197H202L203 195H204V193ZM217 192V193H216ZM14 193V194H13ZM34 193V194H33ZM63 193V194H62ZM78 193V194H77ZM82 193H84V194H82ZM96 193V194H95ZM104 193H107V197H105V195L106 194H104ZM118 193V194H119ZM139 193H142V194H139ZM149 193H150V195L151 196H149ZM156 193V192H155ZM195 193H197V194H195ZM229 194V196H227L228 194ZM252 193H254V194H252ZM3 194H4V196H3ZM22 194H24L25 196H27V197H25L24 195H22ZM46 194H48V195H46ZM67 194H74L75 196H76V198H73L74 197V195H72V196H70V195H67ZM102 194H104V195H102ZM109 194H110V197H112L113 195H116V196H113V198H114V200H117L116 202L117 203H115L114 202V200L112 199V198H110V199H112L111 201L113 202H111L110 200H109ZM113 194V195H112ZM163 196H162V195ZM189 194L192 196H189ZM202 194V195H201ZM213 194H215V197L216 198H213ZM216 194H218V195H216ZM245 194H246V197L248 196V199L246 198V197H244V199H242V200H244V201H242L241 202V200L239 199V198H243V196H245ZM17 195H19V196H17ZM63 196V198L66 196H69L70 198H73L72 200L69 198H66L67 199V201L65 200V198L63 199L64 201H66V202H64L63 200V202L65 203V204H67V202H69L71 205L72 204H74L73 202V200L74 199H76V200H78L79 199V201L80 202H83V203H80V202H76V204H74L75 206H77V207H79V208H77V209H79V210H76L75 208V206H73L74 208H70V207H72V206H64L63 205V202H62V204H61V202L59 201H57V200H55L56 199V197H62ZM164 195H166V197L164 198ZM170 195H172V196H170ZM200 195H201V197H200ZM213 195V196H212ZM231 195H232V197L233 196H235L236 198H232L231 197ZM33 196H35V197H33ZM77 196H80L79 198L77 197ZM90 196V197H89ZM132 196V197H131ZM134 196H135V198H134ZM161 196H162V199H161ZM193 196H194V199L192 200V198H193ZM197 196V197H196ZM199 196V197H198ZM228 197L227 198V200H226V197ZM237 196H238V198H237ZM102 197V198H101ZM158 197V198H157ZM159 197H160V199H159ZM167 197L169 198V199H167ZM213 198V200H214V202H212V198ZM218 197V198H217ZM9 198H10V200H9ZM34 198V199H33ZM81 198H83L84 200H85V202H84V200L83 201H81L80 199ZM95 198V199H94ZM106 198H108V201L106 200ZM137 198V199H136ZM138 198H140V199H138ZM145 198V199H144ZM150 198V199H149ZM199 198V199H198ZM201 198H202V201H201ZM230 198H231V200H230ZM251 198V199H250ZM4 199H5V201H4ZM6 199L8 200L7 202H6ZM99 199H101V201L99 200ZM103 199V200H102ZM167 199V200H166ZM198 199V200H197ZM219 199L220 200H222V202H224V203H227V204H225V205H227V206H223L222 204H224V203H222L221 201H219ZM250 199V200H249ZM34 200V201H33ZM88 200V201H87ZM98 202H97V201ZM132 200V201H131ZM133 200H134V202H133ZM139 200L141 201V202H139ZM170 200V201H169ZM200 200V201H199ZM235 202V205H234V202ZM237 200H239V201H237ZM73 201V202H72ZM89 201H91V202H89ZM100 201V202H99ZM104 201V202H103ZM125 201H127V202H125ZM136 201H138L137 203H136ZM146 203H144V202ZM158 201V202H157ZM165 201H167L166 202V205L164 204V202ZM193 201V202H192ZM195 201H197V202H199V203H197L196 205H195ZM203 201H204V203H203ZM217 201H219V202H221V203H217ZM226 201V202H225ZM228 201V202H227ZM233 203H232V202ZM238 203H237V202ZM36 202V203H35ZM54 202V203H53ZM72 202V203H71ZM94 202H96V205H95V203ZM111 202V203H110ZM131 204H130V203ZM151 202V203H150ZM155 204V205H152L153 203ZM162 202V203H161ZM195 202V203H194ZM201 202V203H200ZM230 202V203H229ZM249 202V203H248ZM256 202H257V204H256ZM41 203V204H40ZM77 203H80V204H78L77 205ZM94 203V204H93ZM99 203H101L102 205L104 204V206H105V208H106V206H107V210H105V209H103V207H102V205H100ZM138 203H139V205H138ZM141 203V204H140ZM192 203H194L193 204V206L191 205ZM203 203V204H202ZM232 203V204H231ZM245 203V204H244ZM30 204V205H29ZM33 204H34V206L36 207H38L37 209L33 206ZM39 204L40 205H43V207L42 206H39ZM58 204V205H57ZM61 204V205H60ZM69 204V205H70ZM88 205V206H84V205ZM113 204V205H112ZM115 204V205H114ZM116 204H118V207L120 208V209H118V207H117V205ZM132 204H134V205H132ZM136 204H137V206H136ZM208 204H210V205H208ZM216 204H219L218 206L220 207V208H218V207H216L217 209L216 210H214L215 209V207H212L213 205H215L216 206ZM238 205V207H237V205ZM243 204V205H242ZM258 205V206H256V205ZM24 205H25V208H26V210L24 209ZM27 205V206H26ZM82 205V206H81ZM120 205V206H119ZM145 205V206H144ZM147 205L150 207V209L147 207ZM156 205H157V207H156ZM194 205H195V207H194ZM200 205H203V206H201L200 207ZM207 205V207H206V210L208 211V209H209V207L211 206V210L209 209V211H211L210 212V214H208V212L204 209L205 208V206ZM230 205H234L233 206V208L230 206ZM241 205V206H240ZM32 206H33V209L35 208L36 210H33L34 212L36 211H39L38 213V217L40 218V216L42 217V219H44L45 221H47V222H45V224H49V225H51L52 224V222H53V224L51 225L52 227H54V229L57 227V228H59V230L57 229V231H56V235L57 234H59L60 232V236L59 235H57L58 236V239L56 240V242L55 243H52V244H49L48 243V246L50 245L51 246V248H54V245L56 246L52 251H51V253H58L57 255H55V254H53V255H55L54 257L52 256V258L53 259H51V257H50V254L49 255H44L45 253H48V252H50V250L51 249H49L48 250V252H46L47 251V249H46V251H44V249L41 251V250H38L39 248L40 249H42L39 245L40 244H38V241H36V240H38V239H35L36 237L34 236L35 235V232H36V230L34 229V226L30 223V225H32V228H31V226H29L28 224H29V222L30 221H28L27 219H28V210H30L31 211V208H32ZM46 208H45V207ZM55 206H56V208H55ZM89 206H92V208L91 207H89ZM112 206H114V207H112ZM133 206V207H132ZM141 206H144V208L146 209V211H144L145 209H143L142 211L143 212H146V214H147V216L145 217H143V212L142 211H140L141 209H142V207ZM197 206H198V208H197ZM209 206V207H208ZM230 206V207H229ZM235 206L237 207V208H239V209H241V208H243V209H241V210H238L237 208V210L239 211H236V209H235V211H234V208H235ZM27 207H30L29 209L27 208ZM40 207V208H39ZM57 207H58V209H57ZM67 207L69 208L68 210H67ZM86 207H88V209L86 208ZM95 207V208H94ZM98 207H99V209H98ZM125 209H124V208ZM135 207H138L137 209H135ZM140 207H141V209H140ZM153 207L154 208H157V210H155L154 212H153ZM200 207V208H199ZM203 207V208H202ZM225 207V209H223ZM227 207V208H226ZM241 207V208H240ZM246 207H248V208H246ZM80 208H82V209H84V208H86V209H84L85 210V212L82 210L81 211V209ZM90 208H91V210L95 213L96 211H98V213L96 214L97 216H100V214L102 215L103 214V212L101 211L102 209H103V211H104V216H106V217H104L103 215L101 216V217H99L100 218V220L104 223V222H106L105 224H103V223H100L101 221H99L98 222V220H99V218H97L96 217V219H94V220H96V222L94 221V223L93 222H91V214L93 213H91V210H90ZM97 208V209H96ZM114 208H115V210H114ZM214 208V209H213ZM228 208H231L232 209V211H230L231 213L233 212V214H237V215H239L240 217H242L243 219H248V221H250V223H249V225L250 224H252V225H248L247 227H249V228H246V226H244L245 224H244V222H241V223H243V224H241V226H243L242 228H240V229H234L233 228V231L235 232V234L238 236H236V235H234L233 234V232L231 233V231H232V229H229V231L228 232H226L227 230H228V228L226 227V226H223V224H222V221H220V217H221V220H222V217L224 218V219H228V217H230L231 215H230V213L227 211L228 210ZM6 209H8V210H10V211H7L6 212ZM41 209V210H40ZM65 209V210H64ZM96 211H95V210ZM109 209H111L115 214H116V212L115 211H118L117 212V214H119V213H121V215H120V218H119V215L118 216H116L114 213H112V211L110 210L109 211ZM118 209V210H117ZM138 209H140L139 211H137ZM171 209V210H170ZM196 210V212H198L197 214L199 215L200 214V210H201V216L199 215H197L196 217H195V215H196V212H195V210ZM200 209V210H199ZM202 209H204V210H202ZM221 209V210H220ZM222 209H223V213H225L224 215H223V213H222ZM249 210L250 211V213L252 214L251 216H250V214H249V212L247 211V210ZM23 210H24V212H23ZM45 210V211H44ZM70 210V211H69ZM120 210V211H119ZM123 210H126V212H127V214H126V212H123ZM150 210V211H149ZM159 210V211H158ZM218 210H219V212H218ZM230 210V209H229ZM243 210V211H242ZM254 210V211H253ZM46 211H47V213H46ZM52 212V214H51V212ZM74 211H79L78 213H76V212H74ZM81 211V212H80ZM101 211V212H100ZM123 213H122V212ZM149 211V212H148ZM153 213H152V212ZM156 211H158L157 213H156ZM202 211H204V212H202ZM221 211V212H220ZM252 211V212H251ZM258 211V212H257ZM25 212H27V213H25ZM55 212H57V214L55 213ZM71 212V213H70ZM83 212V213H82ZM108 212V213H107ZM130 212V213H129ZM140 212V214H141V212H142V214H141V216L142 217H140V219L141 220H143L142 222H141V224H140V222L138 221V219H139V216H140V214L138 215V213ZM151 212V213H150ZM215 212V213H214ZM217 212V213H216ZM228 212V214H227V217H226V213ZM234 212H237V213H234ZM247 213V214H249V216H250V218H249V216L246 214H243V213ZM257 212V213H256ZM259 212L261 213L260 215H262L263 214V216H260L259 215ZM31 213V212H30ZM42 213H46L45 215H48V219L46 218V216L44 215V214H42ZM50 213V214H49ZM67 213H69V214H67ZM73 213H75V216H74V214ZM87 213H88V215H87ZM100 213V214H99ZM111 215H110V214ZM125 213V214H124ZM128 213H129V215H128ZM131 213H132V216H130L131 215ZM137 213V214H136ZM205 213V215H202V214H204ZM214 213V214H213ZM256 213V214H255ZM16 214V215H15ZM21 214H23V215H21ZM26 214H27V216H26ZM42 214V215H41ZM54 214H56V215H62V218H59L58 219V216L56 217ZM67 214V215H66ZM78 214V215H77ZM81 214H83L84 216H86V217H88L89 216V218H84V216H83V218H82V215ZM123 214V215H122ZM145 214V215H146ZM219 214H220V216H219ZM221 214H222V216H221ZM232 214V215H233ZM243 214V215H242ZM258 215V217H256L255 215ZM30 215V214H29ZM34 215H37L36 213L34 214ZM40 215V216H39ZM54 215V216H53ZM73 215V216H72ZM81 215V218L80 219H85L86 221H84V223H86L85 225H86V227H91V225H92V223L93 224H95V223H97L96 225H98V227H96V226H94V227H91L90 229L89 228H87L86 229V227H85V225H84V223H80V222H83V221H78V217L76 218V216H80ZM93 215L94 214H92V217H93ZM108 215H110L111 217H109ZM115 215V216H114ZM128 215V216H127ZM136 215H138V216H136ZM151 215H154V216H152L151 217ZM206 215H208V216H206ZM211 215V217L213 218H211V217H209ZM219 217V219H215V217H217V216ZM230 215V216H229ZM15 216V217H14ZM21 216H23V218H25V220H26V222L27 223H25V220H23V218H20ZM24 216H26V217H24ZM122 216V217H121ZM124 216H125V218H124ZM136 216V219L134 218ZM208 219H206L205 217ZM214 216V217H213ZM247 216V217H246ZM253 216V217H252ZM257 218V220H256V218ZM45 217V218H44ZM51 217V218H50ZM59 217H61V216H59ZM155 217H158V218H156V219H154ZM246 217V218H245ZM262 218V220H261V218ZM19 218V219H18ZM66 220H65V219ZM93 218H95V216L93 217ZM93 218H92V220H93ZM110 219V221L114 224H112L110 221H109V219ZM116 220H115V219ZM231 218H232V216H231ZM256 220V221H259L260 222V224H261V227L259 226L260 224L258 223H252L253 221H255L254 219ZM258 218H260L259 220H258ZM3 219V220H4ZM6 219V220H7ZM51 219H52V221H51ZM65 220V223H67V225L64 223V220ZM69 219H71V220H69ZM77 219V220H76ZM88 219L90 220L89 222H87L88 221ZM102 219H104V220H102ZM105 219L106 220H108V221H105ZM114 219V220H113ZM123 220V221H120V220ZM132 219H135V220H132ZM139 219V220H140ZM159 219V220H158ZM196 219H198V220H196ZM202 219H203V221H202ZM212 219V220H211ZM230 219V218H229ZM252 221H251V220ZM7 220V221H8ZM53 220H55V221H58V224L56 225V222L55 221H53ZM59 220H61V222H62V220H63V226H62V223H61V225H60V223H59ZM67 220H69V222L67 221ZM119 220V221H118ZM149 221V223H150V221H151V223L153 224L154 223V220H157V221H159V226L157 225V221H155V223H156V225H157V229L159 230H155L156 228L155 227H153L151 224L149 225V223L148 222H145V221ZM200 220V221H199ZM205 220H207V222H209L210 220L212 221H210L209 223H210V228H207V226H208V224H205V223H207ZM215 221V223H214V221ZM216 220H218V221H216ZM74 221V222H73ZM77 221V222H76ZM118 221V222H117ZM199 221V222H198ZM262 221V222H261ZM15 222H17V221H15ZM55 222V223H54ZM72 222H73V225L74 226H72ZM110 222V224H112V225H110V224H107V223H109ZM116 222H117V224H116ZM126 222V223H125ZM131 222H134V223H131ZM136 222L138 223V226L136 227ZM163 222V223H162ZM201 222V223H200ZM205 222V223H204ZM7 223V225H9V226H7V228H6V226H5V224ZM9 223V224H8ZM70 224V228L68 227L69 226V224ZM99 223V224H98ZM143 223H145V224H143ZM148 223V224H147ZM155 223L153 224V225H155ZM195 223H197V224H199L200 225V227L198 228V226H196V227H194L195 226ZM202 223H204V224H202ZM1 224V225H2ZM65 224V225H64ZM102 224V225H101ZM135 226H134V225ZM160 224H163V225H160ZM196 224V225H197ZM202 224V225H201ZM213 224V225H212ZM216 224V225H215ZM222 224V225H221ZM253 224H255V225H258L259 226V230H261L260 232H259V230H258V226H255V225H253ZM0 225V226H1ZM14 225V226H13ZM101 225V226H100ZM117 225V226H116ZM121 225V226H120ZM126 225H127V228H126ZM221 225V226H220ZM80 226H83L82 228H85V231H84V229H82ZM105 228H103V227ZM110 226H112L111 228H110ZM116 226V227H115ZM119 226V227H118ZM133 226H134V228H133ZM142 227V229H147V230H149V229H151V231L149 232H147V230L145 231V230H143L142 231V229L141 228H139L138 229V227ZM146 226H148V228H149V226L151 227V228H147ZM162 226V227H161ZM6 229H5V228ZM73 227V228H72ZM100 227V228H99ZM109 227V228H108ZM252 227V228H251ZM9 228H10V230H9ZM67 228H69L70 230V232L67 230ZM77 230H76V229ZM81 230H80V229ZM103 228V229H102ZM119 228V230H121L120 232H119V230H117V229ZM195 228V229H194ZM244 228H246V229H244ZM8 229V230H7ZM60 229H61V231H60ZM66 229V232L64 231ZM72 229V230H71ZM155 230V233L152 231V230ZM197 229V230H196ZM220 229V230H219ZM242 229V230H241ZM256 229V230H255ZM31 230H34L33 232L31 231ZM73 230H76V234H74V232H73ZM114 230V231H113ZM117 230V231H116ZM128 230V231H127ZM139 230V231H138ZM196 230V232H194ZM200 230V231H201ZM239 230H240V232H239ZM245 230H246V232H245ZM9 231V232H8ZM59 231V232H58ZM127 231V232H126ZM132 231L134 232V234H135V236H133L134 234L132 233ZM208 231V232H209ZM222 231H225L226 233H224V234H222L223 232ZM263 231V233H261ZM5 232H8L7 233V235H10L9 237H10V243H9V240L7 239L8 238V236L7 235H5ZM72 232V233H71ZM77 232H78V234H77ZM81 232H83V234H85V236L88 238H86V237H83V239H82V237H81V235L83 236V234L81 233ZM119 233V235H121L122 233H124V234H122V236H119V237H116L117 235V233ZM125 232H126V234H125ZM130 232V233H129ZM154 233V235L152 234V233ZM157 232H159V233H157ZM194 232V233H193ZM216 232V233H215ZM218 232V233H217ZM237 232V233H236ZM10 233V234H9ZM34 233V234H33ZM37 233V232H36ZM63 233V234H62ZM65 233V234H64ZM114 233H116V234H114ZM127 233H129V236H128V234ZM150 233L152 234V235H150ZM219 233H221V235L223 236H218V234ZM240 233V234H239ZM68 234V235H67ZM72 235V237L70 238V236ZM131 234H133V235H131ZM147 234V235H146ZM148 234L150 235V236H148ZM192 234H193V236L195 235V237H193L192 236ZM262 234V235H261ZM39 236V234L37 233L36 234V236ZM116 235V236H115ZM125 235V238H126V236H128V238H126V239H124V236ZM130 235H131V238H130ZM139 235V236H138ZM214 237H213V236ZM216 235H217V237H216ZM259 235H260V237H259ZM69 238V240H72V241H70V242H72L71 244H73L75 241H73V240H76V244L74 243L73 245L75 246V247H72L71 246V244H69L70 242L68 241V238ZM76 238H75V237ZM80 236V237H79ZM133 236V237H132ZM138 236V238H136ZM234 237V240H233V237ZM240 236V237H239ZM241 236H242V238H241ZM17 237V238H16ZM74 237V239H72ZM121 237V238H120ZM199 237V238H200ZM208 237V238H207ZM216 237V238H215ZM227 237V238H226ZM237 239H236V238ZM4 238V239H3ZM6 238V239H5ZM16 238V240H14ZM87 239L88 241H86L85 239ZM110 238V239H111ZM132 238H134L133 239V241H132ZM141 238V240L143 241V243H140L138 240ZM215 238V239H214ZM225 240H224V239ZM238 238H240L239 240H238ZM244 238V239H243ZM258 240H257V239ZM136 239V240H135ZM150 239H152V240H150ZM154 239V240H153ZM207 239H209V240H207ZM211 239V240H210ZM213 239H214V241H213ZM217 239V240H216ZM223 239V240H222ZM243 239V240H242ZM3 240H5V241H3ZM14 240V241H13ZM35 241L37 244H34L35 242H33V245L32 244H30V243H32L31 241ZM89 240H90V243H89ZM128 240H131L132 242H134V241H136V242H134L133 244H131V242L130 241H128ZM188 240H191V241H188ZM219 240H221V242H222V244H221V242H218ZM61 241V242H60ZM67 241V242H66ZM78 241H80L82 244L80 245V246H78L77 247V245H79L80 244V242H78ZM83 241V242H82ZM117 241H118V243H117ZM147 241V245L145 246V245H143L145 242ZM152 242L153 244H151L150 242ZM193 241V242H192ZM206 241V242H205ZM207 241H209L208 242V244H207ZM212 241V242H211ZM216 241V242H215ZM233 241H234V243H233ZM241 241V242H240ZM22 244H21V243ZM60 242V243H59ZM124 242H125V245H126V243L127 244H130V246L129 245H126V247H125V245H124ZM139 242V243H138ZM191 242V243H190ZM199 242V241H198ZM197 242V243H198ZM199 242V243H200ZM217 242H218V244H217ZM243 242V243H242ZM256 242V243H255ZM60 244V245H58V244ZM63 243V244H62ZM136 243H138V244H136ZM150 243V244H149ZM163 243V244H162ZM185 243V244H184ZM203 243V244H202ZM205 243V244H204ZM210 243H212V244H215V245H212V244H210ZM226 245H225V244ZM10 244H11V246H10ZM14 244V245H13ZM29 244V245H28ZM68 244L70 245V249H69V247H68ZM136 244V248H135V246H133V245H135ZM184 244V245H183ZM191 244H192V246H191ZM196 244V243H195ZM219 246H217V245ZM4 245H6V246H4ZM25 245V246H24ZM37 245V246H36ZM89 245H91V248H88L87 246H89ZM131 245L133 246L132 248H128V247H131ZM210 245V246H209ZM212 245V246H211ZM224 247H222V246ZM226 247H225V246ZM34 246H36V247H38V249L36 248V247H34ZM50 246H49V248H50ZM82 246V247H81ZM139 246H140V248H139ZM151 246H152V250H151ZM182 246H184V247H182ZM186 246V247H185ZM205 246V247H204ZM6 247V248H5ZM28 247V248H27ZM58 247V248H57ZM68 247V248H67ZM72 247V248H71ZM78 249H77V248ZM83 249V251H85V252H87V253H85V252H82L80 249L81 248ZM203 247V248H202ZM207 247H209L210 248V250H212V249H214V248H216V249H214V250H212L211 252L209 251V248H207ZM229 247H233L232 245L230 246L229 245ZM10 248H12V250L10 249ZM25 248V249H24ZM27 248V249H26ZM30 248V249H29ZM62 248V249H61ZM80 248V249H79ZM98 248H100V247H98ZM147 248H148V251H146L147 250ZM154 248V249H153ZM180 248H182V249H180ZM218 248H221V249H218ZM2 249H6V250H4V251H2ZM34 249H36V250H34ZM64 249V250H63ZM77 249V250H76ZM101 249V248H100ZM160 249V250H159ZM183 249H184V251H183ZM205 249V250H204ZM10 250V251H9ZM14 250H15V254H16V252H17V254L18 255H13V252H14ZM29 250V251H28ZM68 250V251H67ZM79 250V251H78ZM91 250V251H90ZM132 250V251H131ZM157 250V251H156ZM159 250V251H158ZM181 250L183 251V252H181ZM219 250H221V251H219ZM228 250H229V252H232L231 254H229V252H228ZM8 252V253H10L11 255L9 256L7 253L5 254V253H3V252ZM12 251V252H11ZM45 253H44V252ZM56 251V252H55ZM39 252V253H38ZM41 252H43L42 254H41ZM62 252V253H61ZM146 252V253H145ZM154 252H155V254H154ZM156 252H158V254L156 253ZM179 252V253H178ZM180 252H181V257L185 254H187V256H192L191 258L193 259H191V258H187L186 256H183V257H185V258H187L186 260H187V262H183V261H178L177 259H178V257H179V254H180ZM59 253H61V254H59ZM68 253H70V254H68ZM93 253H95V250H93ZM145 253V254H144ZM169 253V255L167 256V255H164V256H162L163 254H168ZM174 253V254H173ZM182 253H183V255H182ZM216 253H218V254H216ZM235 253V252H234ZM5 254V255H4ZM19 254H23V255H19ZM25 254V255H24ZM30 254V255H29ZM32 254V255H31ZM37 254V255H36ZM39 254V255H38ZM66 255V257H64L63 259H62V256L61 255ZM85 255V254H87V255H85V257L84 256H82V255ZM126 253H124V255H125ZM133 254V255H132ZM137 254V255H136ZM143 254V255H142ZM172 256H171V255ZM178 254V255H177ZM213 254H212V256H213ZM4 257H3V256ZM26 255H29L30 257H28V256H26ZM34 255V256H33ZM60 255V256H59ZM121 255V257L123 256L122 254H120ZM134 255H136V257L134 256ZM157 255H158V258H157ZM231 255V256H230ZM232 255H233V257H232ZM2 256V257H1ZM12 256V257H11ZM23 256H26L25 258L23 257ZM67 256H70V257H67ZM87 256V257H86ZM90 256V257H89ZM140 256V257H141ZM176 256H178L177 258H176ZM201 256V257H202ZM227 256V257H226ZM6 257H10V258H12V260L9 258V260H7L8 258H6ZM15 257V258H14ZM50 257V259H48ZM61 257V258H60ZM73 257V258H72ZM89 257V258H88ZM125 257V256H124ZM135 257V258H134ZM164 257V258H163ZM181 257H179L180 259H181ZM182 257V258H183ZM204 257V256H203ZM206 257H204V258H206ZM223 257V258H222ZM58 258V259H57ZM65 258H68L69 259V261H68V259H65ZM78 258V259H77ZM118 258V257H117ZM137 258V259H136ZM230 258V259H229ZM5 259V260H4ZM20 259V260H21ZM61 259V260H60ZM70 259H73L71 262H70ZM75 259H77V261L75 260ZM90 259V260H89ZM120 259V258H119ZM161 259V260H162ZM184 259V258H183ZM183 259H181V260H183ZM192 261H191V260ZM213 259V258H212ZM210 260L211 262H209L210 264H215V262H214V259L213 260ZM228 259H229V261H228ZM234 259V260H233ZM63 260H64V262H63ZM79 260V261H78ZM121 260V259H120ZM148 260V261H149ZM224 260V261H223ZM226 260L228 261V263L226 262ZM149 261V262H150ZM185 261V260H184ZM190 263H189V262ZM231 261V262H232ZM9 262V263H8ZM59 262V263H58ZM62 262V263H61ZM77 262H79V263H77ZM155 262V261H154ZM182 262V263H181ZM194 262V264H196ZM224 262H226V263H224ZM51 263H48V264H51ZM151 263L153 264V262L151 261ZM209 263H206V264H209ZM233 263V264H234ZM88 264V263H87ZM193 264V263H192Z\"/></svg>","mask_w":264,"mask_h":264}]
</instances>
